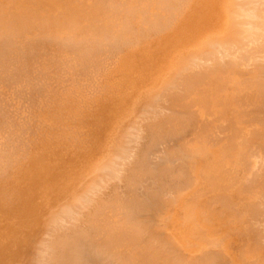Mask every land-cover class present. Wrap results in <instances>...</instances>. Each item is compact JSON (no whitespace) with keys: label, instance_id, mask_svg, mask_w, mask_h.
<instances>
[{"label":"rangeland","instance_id":"obj_1","mask_svg":"<svg viewBox=\"0 0 264 264\" xmlns=\"http://www.w3.org/2000/svg\"><path fill=\"white\" fill-rule=\"evenodd\" d=\"M32 1L33 2L35 1V2L33 3ZM99 1L100 0H95V2H98V3L94 4L95 2L93 0H79V1L78 0H0V27H1L0 28V33H1L0 35L2 36L0 38L1 39V43H2V44H0V46L2 45L1 48H0V51H2V52H0V54H1L0 60H1V57H3L2 61H1L2 63H0V69H1L0 70V74L2 75V77L0 75V82H2V83H0V90H1L0 91V95L2 94L3 96H0V99L2 98L1 99L2 102H4V100H6L4 103H2L1 100H0V139L2 138V140H0V144H2L1 141H3V144H5L4 142L7 139L6 140V145H3V146L0 145V157L2 158V159L0 158V161L2 160L1 163H3V162L6 163L7 162L6 164L5 163H3V164L0 163V167H1L0 168V214H2L4 212V213H7L9 215H12V214L13 215H16V214H18L20 212V210L25 205H26V208H28V206H27L28 204L27 203L30 200H32V199L38 198L39 195H43V199H42L43 201H42V203H44V205L42 206V210L40 211V214L37 213V218H38V235H39V238L41 237V239H40L41 241H40V243L38 242L37 245L34 242L31 245L30 244L31 243L30 241L33 240V238H35L34 235L30 239H27V238L23 239L22 240V243H21V245L19 247L20 252H17L16 255L13 256V262H14V264H37V263L42 264L44 261L45 262L47 261L49 264H53V263L56 264V262H57L56 261V258H57V260L61 259L62 261H60V262H63V264H64L63 259L66 258L64 256V253H65V255H68L71 258L70 259L68 257L70 260L68 258L66 260L67 262L70 261L69 264H71V263H73V264H79V263L80 264H83V263L84 264H86V263L87 264H117L119 261H121L120 259H122V261L119 262L120 264L123 263V262H124V264H126V262L128 260H129V262H127L128 264H130V261H132V263H134V264L135 263L137 264L138 263L137 260H139V259L138 258H135L133 260V258L136 257V256H133V255H137L140 258L141 256H144L145 257L146 255H144V254H146V253H147V256H148V255H150V253H153V252H156V254L159 257L157 258L156 256H154L155 254L154 255L152 254L154 256V259L152 258L153 259L152 260V259H150V257H151V255H150L148 257L150 259L149 260L150 264H186V263L187 264H192V263L193 264H196V263L197 264H203V260L205 262L207 261V258H208L207 256L208 255H210L209 256L210 257V260H211V257L214 256V257H212L213 260H211V261H213V264H264V253H263L264 252V240L263 241L261 240L262 237L264 239V216H262V215H264V203L262 204V202H264V199H262V198H264L263 197L264 196V191H262L263 193L262 192L259 193V191H261L262 188L264 190V168L262 167V169L259 170L261 168L259 166L260 163H259V165L257 163V161H258V162H261V164H264L263 161H261V160H264V156H263L264 155L263 154L264 153V144H262V143H264V139H263L264 138L263 137L264 134L262 133V134H260L258 136L249 135L250 134L249 133V130L254 129V128H257L259 124H255L253 122H250L248 120L247 115H246L247 111H248V113L250 112L248 109H250V108L251 109H254L253 108L254 107L253 106L254 105L253 103H255L256 105H259V101H262L252 89L255 86H257L256 84L258 82V79L261 82V86L262 87L264 86V82L261 81L262 79H264V75H263L264 73H262V76L261 77H258V79H256V80L244 79V78H243L244 79L243 80L242 77H241V74L242 73L241 74L239 72H238V74L236 73L238 71L237 70V67H235L237 71L235 69H233L234 67L232 65H231V67H228V69L230 68L233 71L235 70L234 71L235 73L234 72L233 73L232 72L230 73V71L228 70V72H229V74H228V72H226L227 69H225L226 70L225 71L226 72L225 75H230L231 74L233 76L232 79H235L236 80L235 83L233 82L230 85L229 84L227 85V87L230 86L229 87L230 88V91H227L228 93L231 92L234 95H236V94L238 95L239 94L238 96L240 98H241V96L243 97L245 95H249L251 92L254 93L255 95L253 94L254 97L252 96V98L251 99H248V100L245 98V101H243V103H242L244 110L242 109V106L240 104L241 107H239V109L240 110L242 109L241 110V113L237 110V108L235 107V104H233L232 106H230V113L233 114L232 117H230V115L224 117L225 114L222 116L221 113L222 112L224 113V111L221 110L222 112L220 111L221 112L220 113L221 114L220 117H219V114L217 116L219 118V120L215 116V111L212 110V113H213L212 114L210 112L211 111L210 109L213 108V106L215 107L214 104H216L217 107H220L218 105L219 102H217V100H216L218 98H216V97L220 96V94L222 93L221 92V89L223 87L220 89V93L219 94H215V100H216L215 102L216 103H214L213 97L211 98L212 99L211 101H213V106L212 107L210 106L211 108H209V110H210L209 112L211 114L210 115L208 114V118L210 117L209 119H212L215 116V118L218 120V122L214 118V120L217 122L216 124H214L215 128L213 127L212 129H210L211 127L209 125L206 126V129L208 127H210L208 129V131H207V134L209 133L208 134V137L210 136L213 140H210L211 142L208 143V142H204V138H203L202 139L203 141L201 140V146H204L205 148H203V147H202V149L200 148L201 153H199L200 151L197 152V155L196 156L193 155V153L196 152L195 151L196 149L199 150V148H196L195 150H193L192 148H195L194 147L195 145H196V147L199 146L196 141H199L198 138L200 136L199 137L196 136V138H195V136L192 137V135H194V133H195V135L196 134L199 135V133H197V132L199 131L200 127H203V126H199L198 127L199 129L198 130H195L197 132H195V131L193 132L192 131L191 132V136H190V132L189 131H191V129L194 128L193 126L196 127V125L197 124H200V123H202V125H203L204 124L203 121L206 122V119L205 118H203L205 120L201 119L202 118V115H205L206 114L205 113L206 111L205 110L204 111L202 110L204 108L200 109L201 108L200 106L195 107L197 105H195V106L194 105H191V108L190 107H187V105H186V108H184V109H182L180 105H179L180 107L178 106V103H183L184 101L185 102L186 101L187 102L189 101V104H190V100L189 99L193 98V95H192L193 93H190L192 95L191 98L190 97L189 98L188 97L185 98L184 97V94H183L184 93L183 90H185V88H186V85H184L186 83L185 76H187V74H189L190 72H191V74H194L195 71H198L199 70V68H197L195 66V64H193V63L192 64L190 63L191 65H188L189 64V61L187 60L188 61V64L187 65L190 66V67L192 65L193 66L191 67V69L189 68L188 70H187V68H185L186 70L183 73L185 75L184 76L182 74L183 71L179 73L178 72L179 71V68H177V67H181L180 64H182V60L180 61V59L182 57H185V56L189 55L190 53L199 52V51H201L203 49H206V48L210 49V51H212L214 48L220 50V46L217 45V44H215V43H213L214 41L219 42L221 45H224L225 48H227L226 45H228L230 47L232 45L231 41L227 40V37H225L226 36L225 35V28H224V25H223L224 24L223 21H224V12H225V7H226V5H225L226 0H186L185 1L186 3L183 2V0H180V2H179V0H177L178 2L176 0H167V1L166 0H162L163 1L162 3H166L167 2L168 6H166L165 4H163L167 8H169V6L171 4V7L169 9L164 8V6H162V4L160 3L161 1H159V3H156L157 2L156 0L155 1L153 0V2H152V0H150L152 3L149 2V0L148 1L147 0H140L142 6L138 2L139 0H137V2H135L136 4H133L134 1H136V0H134V1L132 0L133 2L131 0H129V2H128V0H112V1H115V4H113L114 2L113 3L111 2L115 6L114 7L113 5H111L114 8H112L110 5H108L109 2H108V4H104V3H107V0L104 1L103 3L101 2L103 0L100 1L103 4V6L106 5L104 7H102V4ZM108 1H111V0H108ZM142 1H144V3ZM146 1L149 3V6L150 7L148 6V3ZM188 1H190V2H188ZM261 1H260V4L263 2V1L262 2ZM249 2H253V0H249ZM255 2H256V0H255ZM20 3H21V5H20ZM154 3L156 5L157 4H161V6L163 7V9H161V6H160V8H156L154 6L155 5ZM256 3L258 5H260L258 2H256ZM118 4H119V6H116ZM144 4H145V6H143ZM178 4H179V6L182 5L181 7L183 8V10H182L181 7L178 6ZM257 4L255 5V3H254L255 6H257ZM262 4H264V3H262ZM262 4H261V7L264 8L262 6ZM61 5H62V7H61ZM107 5L110 6V7H108ZM130 5H132V6H130ZM139 5L142 8L141 10L143 11V14L144 13H146V14L148 13V19L146 17L147 16L146 14L145 15H142V13H141L142 11L140 10V6ZM66 6H67V8H66ZM100 6L102 7L101 9H100ZM133 6H135L134 7L135 9H133ZM105 7L106 8L107 7L108 8H111L112 10L109 9V11L106 12V10H105L106 8ZM116 7H118V8H116ZM184 7H186V8H184ZM32 8H33V12L31 11ZM257 8L259 9V6ZM98 9L99 10H102V11H99ZM121 9L123 10L122 12H121ZM132 9L135 10V12H133ZM144 9H145V11H144ZM166 9L168 10L167 13H165ZM172 9H174V13L176 14V16L174 15L172 17V15H173ZM147 10H148V12H146ZM156 10H157V12H156ZM159 10H161V12ZM110 11H112L113 13H111ZM115 12H116V14H115ZM118 12L121 13V14H123V16H125V14H128L127 17L129 19H130L131 15L133 13H134L133 16L137 15V17H134V19L133 18H131L130 20L128 19L130 21V22L128 21L129 22V25H130V27H128V30L130 29L131 31H128L127 29L126 30L123 29L125 27H122L123 25H121V21H122L121 18H123V17H121L122 16L121 14L119 15L121 18H119L118 20H116L117 19L116 17H119L118 16V14H119ZM124 12H125V14H124ZM151 12L152 13H155V15H157L156 18L157 17L161 18V19H159V18L156 19L155 18L156 21H157V23H160L161 24V25L160 24H157L158 30H157L156 24L153 23L154 24L153 25L152 24V21H151V24L149 25V23H150L149 18H151V20H152V16H153ZM159 13L162 14V16L164 15V16L168 17V20H166L168 22H165V20L163 19L164 16L163 17L160 16ZM261 13L264 14V11L262 9H261ZM20 14H22L23 17L25 16L26 18L24 17L23 18L24 20H23L22 17H21L22 15L20 16ZM27 14H29L30 16L27 15ZM43 14H44V16H43ZM115 15H117V16H115ZM169 15L174 20V22L171 21L172 19L169 18ZM12 16H14V17L16 16V17L14 18ZM140 16L146 17L145 21H146V23L148 22L147 23L148 24L147 25L148 26L147 28L145 27L146 23L145 24L144 23H141V21H142V19H144V17L142 19H139ZM56 17L58 19H56ZM166 17H164V18H166ZM43 18H46L45 21L46 22H49L47 24H44L45 25L44 29L41 28V27H43V26H41L42 25L41 20ZM70 18L73 19L74 24H69L72 21V20L70 21ZM75 18L77 19L78 22L75 21L76 20ZM125 18H126V16H125ZM25 19H27V20H25ZM8 20H10L12 24L11 23L8 24V22H7ZM114 20H115V22L120 21L119 24L117 22V25H115L116 26V29H115V26H113L115 24L114 23ZM124 21H127V19L124 20ZM153 21H154V18H153ZM156 21H155V23H156ZM24 22H25V25L24 26L26 28H24V30H23V27L24 26H22V25L24 24ZM54 22H55V24H54ZM142 22H144V21H142ZM76 23H77V27H74V25L76 26ZM88 23L89 24L93 23V24H91L90 27H89V26H87V25H89ZM96 23H99V24H96ZM112 23H114V24H112ZM139 23H141V25L144 26V30L142 28L143 26L141 27V25ZM111 24H112V26H111ZM166 24H168V25L166 26ZM170 24H172V25L170 26ZM33 25H36V26H33ZM97 25H100L99 26L100 28H98ZM152 25H153V27H151ZM155 26H156V28H155ZM4 27L6 29H2ZM20 27L22 28V30H21ZM81 27H83V28H81ZM166 27H167V29L165 30ZM71 28H72V30H71ZM88 28H90V29H88ZM94 28H98L100 32L98 31V29L97 30H94ZM102 28H104V29H102ZM105 28L107 29L106 31H108V29L111 30V31L106 32L105 31ZM119 28H121V29H119ZM126 28H127V26H126ZM148 28H149V30H148ZM10 29H11V31H9ZM12 29L13 30L14 29L17 30V31L14 30V32H16L15 33L16 35L14 33L12 34V32H13ZM152 29H155V30L153 31ZM162 29L164 30V32L162 31ZM101 30L104 33H106V34L104 35V33ZM133 30L135 32H133ZM4 31H6V32H4ZM93 31H95L96 33H97V31L99 32V33H97L98 37H97V35ZM123 31H125V32H123ZM18 32H20V33H18ZM43 32H46V33H43ZM89 32H90V34L92 32L95 35L92 34L91 35V38H90ZM109 32H110V34H109ZM126 32L127 33L128 32L129 33L131 32V33H133V35L131 33L130 34H127ZM148 32H149L150 36H149ZM85 33H87V35L89 37ZM141 33H142V35H141ZM156 33H159V34H156ZM10 34L13 35L12 36L13 39H11V41L14 43L13 47L11 46L10 40L7 42V40L11 38V35ZM121 34H125V35H122L123 38H122ZM134 34L136 35L135 37H134ZM151 34H153V35L151 36ZM222 34H223V36H222ZM8 35H10V37ZM18 35H19V37H18ZM40 35H42L41 38H40ZM44 35L46 36L45 39H44ZM82 35H84V36L82 37ZM61 36H62V39H64V37H65V39H67L68 36H70L69 38H71V39L68 38L67 40H65V39L62 40L61 39ZM94 36H95V38H94ZM105 36H106V38L109 36L108 38L112 37L113 39L111 38V39H108L107 40L106 38H104L106 40H102L100 38V37L103 38ZM119 36H120V38H119ZM7 37H9V38L7 39ZM114 37L116 39H114ZM126 37H128V39ZM85 38H87V39H85ZM98 38H100V39L98 40ZM5 39H6V41H5ZM92 39L93 40L96 39L98 42L96 40L93 41ZM120 39H122V40H120ZM2 40L5 41V43H6L5 45H3ZM68 40H69V42H68L69 45L67 43L65 44V42L68 41ZM27 41H28V43H27ZM106 41H108L109 43H107ZM116 41H117V43H115ZM120 41H123L121 43V45L123 43H125V47H122L123 45L122 46L119 45L120 44ZM208 41H209V43H206ZM261 41H260V38H259V40L257 42L255 41V42H256V44L259 42L258 45H260V42ZM29 42L31 44H29ZM86 42H88V43H86ZM104 42H106V44H104ZM128 42L132 46L130 44H127L128 45L127 46L126 43H128ZM247 42H249V41H247ZM250 42H249V46H250ZM255 42H254V44H255ZM8 43H9V45L7 46ZM228 43H231V45H229ZM244 43L245 42L243 40L242 47H245ZM251 43H253V41ZM27 44H29L30 46L27 45ZM41 44H42V46H41ZM59 44H61V45H59ZM88 44H90V45H88ZM108 44H110V45L108 46ZM111 44L113 45V47H112ZM209 44L211 46H209ZM66 45H68V46H66ZM86 45H87V48H86ZM94 45H98V46H96V48H95ZM251 45L253 46V44H251ZM258 45H256L257 48H258ZM3 46H5V47H3ZM88 46L89 47L91 46L90 48L93 50L92 56H91V52L88 51V48H89ZM114 46L116 47V49H115ZM117 46L119 47V50L117 49ZM249 46H247L248 47V50L250 49ZM93 47H94V49H93ZM111 47L114 48V50ZM230 47H228L230 51L233 50L234 48H236V47H234V45H233L234 48H232V47L230 48ZM240 47H241V45L239 46V48ZM15 48H16V51H15ZM23 48L25 50H23ZM64 48H66V49H64ZM121 48H123V49H121ZM254 48H255V46H254ZM30 49H32V50L30 51ZM61 49H63V50H61ZM86 49H87V52H84V51H86ZM103 49L106 51V53H104L105 51ZM12 50H14V51H12ZM116 50H117V52H115ZM254 50H252V51H254ZM9 51H11V52H9ZM94 51H95V54H94ZM99 51H100V53L98 54ZM240 51H241V48L238 49V50L234 49V52L233 51L231 52L232 55H234L233 56L234 59H232L231 58L232 55H230V56L220 57V60L221 59H224V61L221 60L222 63H224V65H225V62L227 64H230V61H229L230 58L233 61L236 60L237 62L238 61L243 62L244 61L243 59L240 60V58H241L240 57ZM249 51H247L246 53H248ZM256 51L258 53L257 52H254L255 56L257 54H260L261 55V54L264 53V51H262L263 53H259V49L256 50ZM14 52H16V53H14ZM31 52H33V54H31ZM88 52L90 54H87ZM111 52H112V54H111ZM118 52H119V54H118ZM246 53H245L244 56H246ZM250 53H248V54H250ZM93 54L94 55L98 54V56H93ZM114 54L116 55V57H115ZM20 55L21 56L23 55V56L21 57ZM89 55H90V60H92V61H90V60L88 61L89 58H87V57ZM238 55H239V57H238ZM17 56L19 58H17V60H16V57ZM103 56L104 57H106V56L108 57L109 56V57L105 59V58H103ZM244 56H243V58H245ZM30 57L32 59H30ZM93 57H94V59H93ZM201 57L202 58H205V56H202V55H201ZM248 57H250V55ZM252 57H253L252 58V60H253L255 57L254 56H252ZM263 57H262V61H263ZM37 58H39V59H37ZM95 58H97V59H95ZM189 58H191V57H189ZM256 58H258V55L256 56ZM101 59H102V61H101ZM205 59H207V57ZM97 60H98V62H97ZM99 60H100V62H99ZM103 60L105 62H103ZM197 60L203 61V59L202 60L201 59H197ZM197 60H193V61H196L197 66H198V63H200V62H197ZM252 60L250 59V61H248V58L246 59L247 63H252L253 62ZM20 61H21V63H20ZM208 61H209V59H208ZM208 61L207 62L204 61V63H206L205 66H203V63H200L199 65L200 66L202 65V67H206V66L208 67V65H207ZM258 61L260 62L259 59L256 60V61H254V62L256 63ZM14 62H17L18 65H16L17 63L14 65ZM93 62H94V65L92 64ZM237 62H236V65H237ZM240 62H239V64H240ZM259 62L257 63V65L258 66H261ZM10 63L11 64L13 63L12 66H11ZM100 63H102V64H100ZM107 63H108V65H107ZM209 63H210V61H209ZM212 63H214V62H211V64ZM255 63H254V65H256ZM263 63H264V61H263ZM19 64H20V66H19ZM98 64H99V67H97ZM109 64H111V66ZM244 64H246V62H244ZM254 65H253V67H254ZM246 66L247 67H252L251 65L248 66L247 64H246ZM262 66H264V65L262 64ZM195 67H196V69H195ZM209 67H210V64H209ZM239 67H241V66L239 65L238 66V69H239ZM242 67H243V65H242ZM253 67H252V69H253ZM10 68H11L12 72H11ZM64 68H66V69H64ZM255 68H256V66H255ZM96 69H98V70H96ZM242 69L246 73L249 71L248 68H247L248 71L246 70V67H243ZM242 69H241V71H242ZM103 70H104V72H103ZM210 70H211V67H210ZM176 71H177L178 74L181 75L180 77H179V75H177ZM200 71H201V69H200ZM214 72H216V70ZM2 73L5 75V77H4V75ZM196 73H198V72H196ZM246 73L244 75L245 78L248 75ZM191 74H189V75H191ZM24 75L27 76V77H25ZM209 75L210 76L211 75H215V76H213L214 78L216 76L219 78L220 73L217 70L216 73H214V74L210 73ZM7 76H8V78H6ZM176 76H178V77H176ZM210 76L207 77V78L210 79ZM235 76H237V77H235ZM9 77H10V82H9ZM223 77H226V76L223 75ZM248 77L250 78V76H248ZM176 78H178V80L175 82ZM218 78H217V83H219V81H220ZM230 78L227 81H229ZM237 78H239V79L237 80ZM20 79H23L22 82H21ZM3 81H5L4 83H6V84H4ZM13 81H15V82H13ZM17 81H18L19 84L16 83ZM172 81L175 84L178 83L176 85V89L175 90L173 89V88H175L174 83L171 85V82ZM206 81H208V79H206ZM214 81L216 82V79ZM214 81H213V83H214ZM225 81H226V78H225ZM225 81L223 79V83ZM252 81H253V83H252ZM221 82H220V84H221ZM250 82H251V84H250ZM167 83H168V86H169L168 89L170 90V92H169L168 89L164 90V88H167V86H166ZM22 84H23V86H24L25 89L23 88ZM180 84L182 85V87L179 86ZM202 84H205V82H202ZM254 84H255V86H254ZM17 85H18V88H17ZM19 85L21 87H19ZM162 85L163 86L165 85L164 88H162L163 87ZM183 86H185V88ZM205 86H204V88H206ZM217 86H216V88H217ZM210 87H214V86H210ZM241 87H243V88L241 89ZM170 88H172L173 90L170 89ZM177 88L180 91L177 92L176 91ZM155 90L157 91V93H155L156 92ZM161 90H163V91L160 92ZM181 90H182V92H181ZM211 90H212V88H211ZM224 90H225V88H224ZM226 90H229V89L226 88ZM166 91H168V92L166 93ZM212 91L210 93H213ZM216 91H217V89H216ZM263 91H264V89H263ZM10 92H12L14 96L12 95V93L10 94ZM158 92H159V94H158ZM189 92H188V94H189ZM207 92L209 93V90H206V93ZM6 94H8V95L6 96ZM154 94H156L158 97L156 95H154ZM153 95H154V97H153ZM4 96L6 97V99L4 98ZM146 97H148V98H146ZM150 97L153 99L152 101H149L148 100V99H151ZM155 97H157V98H155ZM194 97H197V95L194 96ZM19 98H21V99H19ZM186 99H188V100H186ZM251 100L253 101V103H252ZM240 102H241V100H240ZM244 102H245V104H244ZM5 103H6V107L3 106ZM140 103H141V105H140ZM164 103H166V104H164ZM263 103H264V100L260 104L263 105ZM27 105L29 106V109H28ZM9 106H10L11 109L9 108ZM136 106H137V108H136ZM192 106L195 109L194 112H196V109H197L196 114L198 113V110H199L200 113L198 115L201 118L200 117H198V119L195 118V116H193V115H195V113L193 112V114H192V113H190L188 111L190 109L191 110L193 109ZM140 107H142L141 110H140L141 112L139 111V108ZM148 107H150V108H148ZM160 107H162L161 110H162V112L164 111V114H167L168 113V110L171 111V112H169L168 115L171 116L172 121L174 119L175 122L174 121L173 122L176 125H174V123L171 122V119H169L170 122L168 121L167 124L166 123L164 124V122L162 123V125L161 124L160 125L157 124V128L159 127V128L167 129L168 131H170L169 129L174 125L173 126V129H171V133H173L172 135L167 130H166V132H164L163 130L160 131L161 129H159V131H158V132H161V133H153L152 134V132L153 131H156V130H155V128L152 129L151 126L153 124L155 125L158 122L156 120L159 119L158 116L160 117V114H161ZM217 107H215L216 113H218L217 111L220 110ZM135 108L141 114L144 115V116H141V115H138V113L134 114L135 116L138 115L137 116V119H136V120H138L137 123H140L141 122L139 124L140 125L139 128L141 127V125L143 127V128L142 127L141 128L144 131L140 129V132L142 131L144 133V134L142 133V136L140 135L141 134L140 132H139V135H138V132L137 131H136V134H134L135 132L134 133H131V131H132L131 129H133V128H129V126H127V128H126V126H124V123L126 125L127 122L130 119V116H133V113L136 112L135 111L136 110ZM154 108L158 109V111H157L158 112V115H157V112H154L155 111ZM233 108H235V109H233ZM2 109H4V110H2ZM165 109H167V110H165ZM178 109H180V112H179ZM12 110H13V112H12ZM35 110H37V111H35ZM146 110H148V111H146ZM152 110H154V111H152ZM172 110H175L174 111L175 113L172 112ZM143 111H145L147 114L145 112H143ZM150 111L153 112V115H154V113H156L155 115L157 116V119H156V116L155 115L154 116L152 115V112H151V116H150ZM201 112H204L205 114H203ZM148 113H149V116L147 117ZM227 113L230 114L229 111L226 112V114ZM1 114L4 115V116H2ZM189 114H190V116H188ZM236 114H237V116H236ZM240 114L242 116H244L245 118L246 117L247 118L246 119L244 117L242 118V116ZM27 115H28V118H27ZM29 116H31V117L29 118ZM139 116H141L143 118H141ZM161 116H162V114H161ZM260 116H261V114H260ZM12 117H15V118H12ZM146 117H147V120L145 122ZM162 117L164 118V116H162ZM165 117H166V115H165ZM187 117H190V118H187ZM193 117H194V119H193ZM196 117H197V115H196ZM205 117L207 118V116H205ZM228 117L230 119H228ZM149 118H150V123H149V120H148ZM133 119H134V117H133ZM151 119H152V121L154 120L155 123H153L151 121ZM186 119H187V121H186ZM191 120H195V121H199V122H197V124H196L195 121H194V123L196 124L195 125ZM223 120H224L225 124L222 123ZM242 120H243V122H242ZM247 120L250 123L249 122L247 123ZM147 121H148V124H147V127L148 128L145 125L147 123ZM245 121H246V123H245ZM207 122H208V120H207ZM209 122L211 123L212 120H209ZM209 122L206 123V124H210ZM170 123H171V125H170ZM180 123H181V126H179ZM213 123H215V122H212V125H213ZM129 124H130V122H129ZM190 124H192V125L194 124V125L193 126L192 125L190 126ZM246 124H248V125H246ZM14 125H15V127H14ZM121 125L123 126V128L125 127L124 130H123V132L126 129H129V132L132 134V137H133V135L134 136H137L138 135L136 137L137 138L136 139V142L135 141L133 142L135 144L137 143V147H136L135 144H133L131 142V141L134 140V139L131 140L132 137L130 138L131 141L128 139L129 140V143L135 145L134 146V150H132L133 152H131L130 148L133 149V146L130 144L132 146L131 147L128 144V142H126L125 138H127V135L124 136V139H123L122 138L123 136L120 135L121 133L119 132V135L121 137L120 139H123V140L121 141L122 143H120V146L116 145L118 143L115 144L116 145V148H117V146L120 148L121 147V144H122V147H126V148L129 145L130 148L129 147L127 148L128 154H129L128 156H130V153H131V155H132V153L134 154L135 149L140 150V152H138V150H136L135 151V154H137V155L140 154L139 155L140 157H142V155H143V158L144 159L143 158L141 159L140 157H137L140 161L141 160H143V161L145 160V162H147V160H150V161L147 162V164H145V162L142 161L143 163L142 162L141 163L143 165H140L141 164L140 161L137 158H135V157H134V159L131 158V160L133 159L134 161H131L130 163H128L129 162L128 156L123 154L124 151H125V148H124V151L122 152V154L124 156L120 154L121 151H117L118 149L115 150L116 151L115 153L113 152L114 151L113 149H116V148H114V145H113L114 142H115L114 140L117 139V137H114V136H116V132H118V130H119L118 128H122ZM163 125L164 126L167 125V127H164ZM228 125L229 126H233V127L235 125L237 127L239 126V128H237L235 126L234 129L237 128L236 131L238 130V133L239 132L241 133V135L239 134L238 137L236 136L238 138V145L235 146L234 148H232V153L233 154L231 153L232 154L231 157H229V156L227 157V154L225 156L220 151L222 148H224V144L225 143L223 141H225V139L227 138L226 137L227 136L226 133H225L226 135L223 133L225 136L224 135L221 136L220 134L222 132H226L227 131L226 130L227 128L225 129L226 131H223V129L225 127H228ZM132 126H135L134 128H136L138 125L136 123H133V121H132L130 127H132ZM149 126H150V129H149ZM9 127H11L12 129H9ZM183 127L185 129L184 131H186V132H187L186 128L188 130H189V128H191L188 131L189 134H188V132H187V134H185L184 131L181 134V131H182L181 128H183ZM139 128H137L138 131H139ZM176 128H178V129L181 130L180 132H179V130L176 131V133L179 132V134H175L174 133L175 130H176ZM219 128H221L222 131L221 130H218ZM34 129L36 130V132H35ZM137 129H135V130H137ZM148 129H149V131L150 130H152V131L148 132ZM195 129H197V128H195ZM214 129H216L217 131L214 130ZM26 131H28L27 134H25ZM120 131H122V130H120ZM126 131L124 132V134L126 133ZM133 131H134V129H133ZM220 131H221V133H220ZM123 132H122V134H123ZM129 132H127L126 134H129ZM242 132L244 134H242ZM147 133H148L149 136L156 134L155 135L156 137H154V136H150L149 137V136L146 135ZM183 133L186 135V137H187V135H189V137L186 138ZM216 133L220 137H222V139L221 138L218 139L219 136L217 138L216 137ZM238 133H235V134L237 135ZM158 134H161V135L158 136ZM204 134L207 135L206 133H203L201 137H203ZM129 136H131V135H129ZM140 136L143 137V139ZM165 136H166V138H165ZM171 136H174V137H171ZM183 136H184V139H183ZM223 136H224V139H223ZM246 136H247L248 140H247ZM250 136H252V139L250 138ZM152 137H153V139L155 138V141L153 139L151 140ZM168 137H169V139H168ZM233 137L235 138V136H233ZM233 137L231 139L233 142L231 140H229L228 138L226 139L225 142L227 143V142L230 141V142L233 143L231 146L236 145L237 142H236V144H234L235 141H234ZM239 137H241V139ZM243 137H244L245 141H244V139H242ZM139 138H141V140H138ZM10 139H11V143H10ZM15 139H17V140H15ZM36 139H37V141H36ZM185 139L187 141L189 140V143ZM193 139H194V141H193ZM199 139H201V138H199ZM207 139H206V141H207ZM216 139L220 140V142L217 141ZM253 139H255V140H253ZM259 139H261V140H259ZM19 140H21V141H19ZM124 140H125V144H128V145H125L124 146V144H123L124 143ZM161 140L163 142H165L164 145H163V142ZM191 140L193 141L192 145L193 144H195V145L192 146L190 144L191 143L190 142ZM214 140H216L217 143L218 142L219 143L218 144L217 143L215 144V141ZM221 140H222V142H221ZM21 142L23 143V145H21L22 144ZM24 142H26V143H24ZM149 142L152 145H154V146H152V145L149 146V144H150ZM153 142H154V144H153ZM161 142H162V145L163 146L161 145ZM184 142H186V143H184ZM18 143L19 144L21 143L20 146H19ZM146 143H147V145L149 147H146L147 146ZM159 143H160L161 146L159 145ZM206 143H207V150L210 152V154H209L208 151H205V153L207 152L210 155V156L208 155V159H207L208 161L206 160L207 155L206 154H202V153H204V150L206 149V145H205ZM249 143H251V144H249ZM12 144H14V145H12ZM184 144H186L187 146L184 145ZM189 144H190V146H188ZM221 144L223 145L222 148H220L221 147ZM9 145H12V146H9ZM216 145H219V147L216 146ZM7 146H9L11 148H9ZM141 146L144 147V148H142ZM215 146L217 147V149L219 151L215 148ZM226 146H227V144H226ZM255 146H257V147H255ZM17 147H18V149H17ZM19 147H21V148H19ZM22 147H23V149H22ZM122 147H121V149H123ZM181 147H183V148H181ZM189 147L190 148L192 147V148L189 149ZM7 148H8V151H7ZM175 148H177V150ZM187 148H188V150H187ZM225 148H227V147H225ZM243 148H245V150H247L249 152L252 151L253 153L255 151L253 149H256L257 148L259 150V151H255V154H259L258 157H257V155H255L256 158L255 157L252 158L250 156L251 154H248L249 152L247 154H245V157L247 159L250 158L249 160H251V158H252L253 162L255 160L253 166L258 165L259 169L256 166L255 167L260 171V173L258 171V174H257V170L254 167H253V170H256V171H254V172L252 171V173H250L251 172L250 170H252V167H251V168H249V171L250 172L248 171V169H246V171H248V173L250 174V177H249L248 173H247L246 176H244V174H243L244 172L242 171V168L239 169L238 166L236 168V165H240L238 163V161L235 160V163H234L235 166H232L234 159H240L239 158L240 157L239 154H241V152L243 151ZM1 149H4V150H1ZM5 149H6V152H5ZM121 149H119V150H121ZM145 149H147V151H145ZM15 150H17V152L18 151L19 152L17 153ZM127 150H126V152H127ZM149 150L151 152H153V151H155V152L157 151V152L156 153H152V155H151V152ZM162 150L165 153H163ZM2 151H4V152L1 154ZM25 151L26 152L28 151L27 154H26ZM107 151H109V152H107ZM142 151L145 152V155L143 153L141 155V152ZM184 151H186V152H184ZM230 151H231V149H230ZM112 152H113V154H112ZM222 152H223V150H222ZM256 152H258V153H256ZM7 153H9L8 155H10V156L7 157L6 156ZM10 153L13 154V155H11ZM4 154H5V156H4ZM164 154H166V155H164ZM242 154H244V153H242ZM260 154H262V155H260ZM107 155H108V159H107ZM110 155H112V158H119V159H120V156H121V159H122V157H123V159H124L125 156L127 157V159H126L127 160V163H123L125 165L127 164L126 167L123 164H120V163H119L120 166H117V167H121L123 165L125 167L124 170L122 169L123 166L121 167V169L118 168L119 171L117 169H115L117 167L114 168V170H117L118 171V173L116 172V174H118V176L116 174H114L118 178L116 176L111 177L112 174H113V171L108 170L109 165H108L107 168H106V166L105 167H103V166L100 167L102 164L105 165V164H107L109 162L108 160L111 159ZM113 155H115V156L120 155V156L113 157ZM247 155H249V157ZM160 156L163 157V158L161 159ZM252 156H254V154ZM6 157H7V159L10 158V157H12V158L14 157L15 159L14 158L13 159L10 158V160L9 159L7 160ZM130 157H132V156H130ZM158 157H160V158H158ZM148 158H150V159H148ZM203 158H205V159H203ZM152 159H154V160H152ZM165 159L168 162H166ZM13 160H14L15 163L14 162H11ZM104 160L106 162L107 161L108 162L106 163ZM117 160L118 159H115V163H116ZM179 160H181V161H179ZM223 160H225V161H223ZM231 160H233V161L231 162ZM9 161L11 162L10 164H9ZM122 161L123 160H121V163H122ZM135 161H137V164L134 163ZM153 161H155L154 162L155 165H153L154 163L152 164ZM163 161H165V162H163ZM175 161H176V163H175ZM218 161L222 162V164H223V162H225V164H224L225 168H223V166H221L222 167L221 168L219 166L220 164H219ZM124 162H126V161H124ZM179 162L181 164H179ZM236 162L238 164H236ZM111 163L115 164L112 161H111ZM138 163H139V165H138ZM164 163H167V164L170 163L171 165H169V164L168 165L166 164L167 166L165 165L167 170L165 169V167L164 168L161 167V169L163 171L162 172L161 169L158 168V167H160L161 164H163V166H164ZM255 163H257V164H255ZM11 164H12V168H10L11 167ZM188 164H191V165H188ZM241 164L243 165V163H241ZM2 165H4V166H2ZM8 165H10V167ZM14 165H15V168L13 167ZM146 165H148V166H146ZM203 165H204V167H202ZM246 165L247 166H250V165H248V163ZM6 166H7V168L4 169V167H6ZM133 166L134 167H137V169L139 170V171H137L138 174L136 173L137 174V177L136 178H140L141 177V180L138 179V181L142 185L141 184H137V182H138L137 180H134V179L132 180V176L134 175L133 174V171H134L133 170V168H134ZM139 166H142V167H139ZM151 166H154V168L157 170V172L159 171V173H155L156 170L154 171V168H152ZM156 166H157V168H156ZM168 166H171V167L174 166V168L173 167L172 168H169ZM247 166H245V167L247 168ZM2 167H3V169H2ZM189 167H191L190 168L191 169L190 172H192V174L194 176L193 178H196L195 181H194V179L193 180L191 179V181L189 180L192 177L188 173L189 170H190ZM13 168L15 169L14 171H13ZM126 168H127V171L125 170ZM140 168H142V169L140 170ZM176 168H178V169H176ZM226 168H229V169L232 168L230 171H232L234 169L235 170H238L239 169L241 171H239V173L237 172L238 174L237 173H233V171H232V173H233L232 174ZM243 168H244V165H243ZM11 169H12V171H11ZM104 169L108 170V174L109 173L110 174L107 175L108 177H106V174H104L105 175L104 177H106V178L98 179L100 176L102 177L103 172L106 173L105 172L106 170H104ZM111 169H113V168H111ZM143 169H146L145 171L149 172V175H146V173H145V171H143ZM158 169H160V170H158ZM121 170H123V171L120 172ZM148 170H150V171H148ZM177 170H179V171H177ZM210 170H212V171H210ZM2 171L6 174V176H5V174H3ZM135 171H136V168H135ZM135 171H134V173H135ZM140 171L142 172V174L140 173ZM160 171H161V174H160ZM8 172H10V173H8ZM125 172H126V175H125ZM130 172H132V174ZM166 172L168 173L167 176H166ZM174 172H177V173H175L176 175L178 174V172H180V174H182V175L178 174L176 176V179H175L174 176H173V175H175ZM1 173H2V176H1ZM98 173H100V176H97ZM170 173H173L172 174L173 177L170 176L171 175ZM200 173L202 175L203 174L204 175L201 176ZM206 173H207V175H208V173H211L213 175H217V173L223 174L221 178H219L220 177V176H218L219 174L215 178L220 179V180L223 179L224 181L223 180H221V181L219 180L221 182V184L219 186L217 185V187H216L215 183L218 184L220 182L219 181L218 182H213V180L215 179L214 177L213 178L211 177L212 178V181H211L210 178H208L207 176H205ZM143 174L145 175L144 176V178H145L144 180L142 178L143 177L142 176ZM163 175L168 178V181L169 182H166V183L169 186L167 185V187H170L171 183L173 181H175V180L177 181V179L180 178V177H181L180 178L181 179L180 181H184V179L187 180L189 178L188 179V182L190 183V187H189V184H186L187 185L186 187H189V188L184 187L186 181L183 182L184 185L182 184V182H180V183H178L179 185L176 183V185H178V186H174V185L171 186V189L174 188V187L180 188L181 190L184 189V193L182 194V196H180V197H184V198H180L179 197L180 199L175 196L177 194H175V193H174L175 195H172L173 193L171 194V192H172L173 189L172 190H168V188H165V189L168 190V193L171 194V195H168V196H170L171 199H172V197L178 198L177 201L175 200L176 204H175V202H172V204L174 203L175 205H172L171 204L172 206L169 209L171 211H169V213L167 212L168 210L165 211L166 208L163 210L159 206V205L162 204L161 202H159L160 200H157L158 199L157 197L159 195L157 197H155L154 194H151L152 196H154V198H152V196L149 193L150 191L152 192L154 189H157L158 190V191L156 190L157 192H162V188L159 185H164V183H162V182H165V179H167L166 177L164 178ZM179 175H180V177H179ZM187 175H190L191 177H189ZM232 175H233V177L236 178V180L233 181L232 178H230V176L232 177ZM253 175H254V177H253ZM109 176H110V178H109ZM129 176L131 177V179H130ZM134 176H136V175H134ZM147 176H148V179H147ZM149 176H151V177L149 178ZM155 176L158 179L155 178ZM186 176H187V178H185ZM89 177H91V178H89ZM114 177H116V178H114ZM122 177L125 178V179H123ZM201 177H203V178L206 177V178L203 179ZM152 178L154 180L157 179V181L160 178H162V182L159 183V181H158L159 184L158 183L156 184V182L154 180H152ZM90 179L93 182H97L96 184H98V182H100L99 183L100 186L98 184L99 188H97V190L94 188L96 192L94 191V193H92V198H94V200H92L91 196L89 197V194L88 193L87 194L85 193L86 196L84 195V197L85 198L86 197H89L91 199V201H87V198L85 199L82 196V194H84V192H85L84 191L82 194H79L80 196H77L78 199H81V200L84 199V200L81 201V200H75L74 199L75 200L74 201L72 198H75V197H73V196L76 195V194H78V193H81L82 191L79 192V190H82L85 187V185H88L89 182H91V181H89ZM127 179H129L128 180V184H127ZM99 180H101V181H99ZM117 180H119V181H117ZM131 180H132V182L133 181L134 182L136 181L135 182L136 183L135 185H137V186H134L135 188H132V186L134 185V183L131 186L129 185V183H132ZM145 180L148 183H150V182H152V183H150V184H148L147 182L145 183ZM202 180H203V182H202ZM262 180H263V183H262ZM107 181H109L110 183L107 182ZM121 181H122V183H121ZM210 181L212 182V184H211ZM123 182H124V184H123ZM153 182H155V183H153ZM201 182H202V185H200ZM223 183L225 185H223ZM96 184L92 183V187H93V185L96 186ZM139 185L141 186V188H140ZM180 185H181L182 188L179 187ZM118 186L120 188H122V186H123V188H122L123 190L120 189ZM145 186L147 187L148 191L150 189L149 192L147 190H145L146 189ZM257 187L259 188V190H258ZM89 188H91V187H89ZM89 188L87 190V186H86L84 189H86V191L90 192ZM111 188H114V189H111ZM136 188L137 189L140 188V190L139 189L137 190ZM176 188H174V189H176ZM196 188H197V190H196ZM212 188H214V189H212ZM98 189H100V190H98ZM131 189H133V190H131ZM165 189L163 190V192L166 191ZM198 189H199V195H200L199 197H198V194L196 192V191H198ZM255 189L258 190V191H256ZM92 190H91V192H92ZM114 190L117 191V193L113 192ZM203 190H204L205 193L203 192ZM98 191H99V195L101 197L98 196ZM250 191L255 196H253L252 194H250ZM119 192H121V193H119ZM124 192L126 194H127V192L129 193V195H127V197H129V198L126 199V196H125L126 194ZM134 192L136 193V195H135ZM157 192H154V193L156 194ZM131 193H132V195H135V197L131 196ZM144 193H146V195ZM194 193H195V197H196V195L198 197L197 198L198 200L197 201L195 200V201L198 202V204L203 205L204 207L201 206V207H199V209L197 208L199 211L196 209L198 211L196 213H195V209L193 210V207H192L193 215H195L193 218H195V219L192 220V218H191V220H192L191 223L188 222V220H187L186 221L187 223L184 224L182 222L183 219L181 220L180 219L181 217L179 216V214H180L179 212L180 211H178V213H176L177 210H178L177 208L180 209L181 204H182L181 201H183V200H184V203H186L189 206L190 202L195 198V197L193 198V196H192V195H194ZM200 193H203L202 196H201ZM245 193H247V195H248L247 197H246V194ZM258 193L260 194L261 197H259ZM115 194H119V195H115ZM165 194L166 193L163 194L164 195L163 197L169 198ZM94 195H96V196H94ZM121 195L124 198V200L119 201V200L123 199L121 197ZM139 195L141 196V199H139L140 198ZM178 195H181V194H178ZM113 196H115V197H113ZM138 196H139V198H137ZM149 196H150V200H149ZM119 197H120V199H119ZM130 197H132L133 198L132 201H135V202L130 201V203H127L129 201V199L131 200ZM190 197H192V200H188L187 199V198H190ZM97 198H99V199H97ZM100 198H102V199H100ZM104 198H106V199H104ZM135 198H137L138 200H136ZM165 198H163V199H165ZM109 199H111V200H109ZM257 199H258V201H257ZM139 200H142L141 202L143 204H146L145 205V206H147L146 209L144 208V206H141L140 207L141 209L139 208V204L141 203ZM151 200H152V203H151ZM167 200H169V199H167ZM167 200H165V201H167ZM251 200H252V202H251ZM85 201H86V203H85ZM94 201H95V203H94ZM109 201H113V203L112 202H109ZM114 201H116L117 203L114 202ZM123 201H126V202H123ZM136 201H137V203L138 202H140V203L136 205L135 204ZM172 201H174V200H172ZM248 201H249V204L251 203V205L248 204ZM66 202L69 203L70 206H71V208H69L70 206L68 207L69 209H71L74 212L76 211L75 212L76 213V217H77V214L80 215L82 213L81 216L78 215L79 218L77 217L78 219H76L73 216L75 214L71 212L73 215L71 214L70 216H72L73 219L72 218L70 219V216L68 214H59V213H56V214H59V216L62 215L63 217H64V215L65 216L68 215V216H66V221L67 220H71L72 223H74V224L71 225L72 224L71 221H69L70 225L68 224V222H64V224H62L61 221H60L59 224L61 223V225H65L66 227L64 226V229H63V227L60 228V226H59V228L61 230L56 231L59 224H57L58 222L57 223L55 222V224H57V227H55L56 230H54V231L55 232H58V234L55 233V232H53V230L51 229L53 227H48V229H47L48 230V233L47 232L45 234L44 233H41L40 231L43 230L44 227H46V225H47L46 223H44L46 221L45 218L48 217L49 215H51L52 217L55 216V215L53 216V213L52 214H49V213H51V211L55 210L56 208H58V209H56V211H58L60 209V207L63 205V203H66ZM89 202H90V206H89ZM102 202H103V204H102ZM118 202L119 203L121 202L122 204L120 203L121 204L120 205ZM168 202H166V204ZM220 202H222V203H220ZM257 202H258V204L259 203L261 204V205H259L261 207H258V208L256 207V206H258V204H256ZM96 203H97V205H96ZM123 203H125V205ZM132 203L134 205H136V210L135 211H134L135 207H134V205H132ZM163 203H165V202H163ZM192 203L190 205L191 206H194L195 204L193 205ZM80 204H83L84 206L83 205H80ZM85 204H88V207L85 209L86 210V214H85V210L84 211L82 210V209H84V207H86ZM107 204L110 207V209H111V206L112 207H115L116 209L113 208L111 210H108L109 208H108ZM113 204H114V206H113ZM127 204H129V206H126ZM220 204H222V205H220ZM235 204H236V206H235ZM255 204H256V206H255ZM130 205H132V206H130ZM164 205H161V206L164 207ZM167 205H166V207H167ZM252 205H254L255 207L252 206ZM64 206H66V205H64ZM64 206H62V207H64ZM125 206L128 209H125L126 208ZM148 206H149V209H148ZM184 206H182V207H184ZM218 206H220V207H218ZM228 206H230V207H228ZM75 207L76 208H80V210H78V209L76 210ZM251 207H253L252 208L253 210L251 209ZM151 208L153 209L152 211H151ZM186 208H188V207H186ZM64 209H65V207H64ZM117 209H119L120 211L117 210ZM143 209H144L145 212L143 211ZM188 209H190V208H188ZM230 209H232V210H230ZM68 210H63V211H68ZM96 210H98V211H96ZM139 210H140V212H139ZM141 210H142V212H141ZM182 210H183V208H182ZM185 210H187V209H185ZM237 210H238V212H237ZM77 211H79V212H77ZM102 211L104 212V214H103ZM251 211L254 213V216H252L253 213ZM255 211L257 213H255ZM105 212H107V214ZM122 212H124L123 213L124 215H122L123 217L126 215L125 218H121L122 217L121 216ZM126 212L129 214V216H127L128 214H126ZM183 212H184V210H183ZM185 212H189V211L187 210ZM202 212H205V213H202ZM68 213L70 214V210H69ZM99 213H101L102 215L99 214ZM87 214H89L90 217H88L89 215L87 216ZM92 214H94V215H92ZM97 214H99V216H97ZM191 214H192V211H191ZM250 214H252V215H250ZM259 214L262 217L258 216ZM104 215H106V216L103 218ZM181 215H182V211H181ZM186 215H188V214H186ZM116 216H118V217H116ZM154 216H156V217H154ZM250 216H252V219H251ZM68 217H69V219H68ZM96 217L97 218L99 217V218L97 219ZM101 217H102V220H101ZM187 217H189V216H187ZM202 217H204V220H203ZM91 218H93V219H91ZM120 218H121V220H120ZM127 218H129V219H127ZM49 219H50V216H49ZM56 219H57V216H55L54 220H56ZM238 219H240V220H238ZM241 219H242V222H241ZM255 219H257V220H255ZM259 219H261L262 221L259 220ZM51 220H50V222H51ZM64 220H65V217H64L63 221ZM83 220H85L86 223ZM105 220H108V221H105ZM138 220H139L140 223L138 222ZM206 220L207 221L209 220L210 222L209 221L206 222ZM254 220H255V222H254ZM93 221H97V222H100V223L99 224L98 223L96 224V222H93ZM109 221L110 222L113 221V223L115 222L116 223V227H117V224H118V228H120L119 227V224H120L121 229H118L117 228V230H118V232H120L119 233L120 236L123 234V236H121V237H123L124 239H125L124 236L126 235V233L124 232L125 233V235H124V233H123L124 230L123 229H125V226H126V229H125L126 232L127 231L130 232L133 227L135 229L136 226H138L137 227L138 228L137 231L139 232V230H140V232H139V236H140L139 238L140 239H137L136 240V243H135V239L138 236V232H136L135 230H132V231H134V233L135 232L137 233V234H134V235H137V236H136V238H132L131 237L132 239H134L133 240V243L130 242L132 239L129 240V242L131 244H134V243L136 244V245H134L135 247H133V245H131V244L130 245L127 244L128 246H126V243H128V239L130 237H127L126 236V238H128V239H126V242H124V244H122L123 243L122 241H124V240L117 241L118 237H115V238H117L116 240L113 239L114 238L113 236L116 235V234L114 233L113 236H110L109 233H111V231H112L110 228H116V227H112V226H115V224L111 225L112 222L110 223L111 227H110V225L107 226L108 223H109ZM50 222L47 220V223L50 224ZM104 222H105V224H107L106 225L107 227L104 226L105 229L103 228V225H105V224H101V223H104ZM126 222H127V224H125ZM133 222H134V225L135 224L136 225L132 227ZM246 222H248V223H246ZM65 223H67L68 225L65 224ZM87 223L88 224L90 223V225H89L90 228L87 227L88 226ZM129 223H131V224H129ZM124 224H125V226L123 228V225ZM128 224L131 227L130 226H127ZM143 224H144V227H143ZM249 225H250V229L248 227ZM252 225H253V227H252ZM258 225H259V227H258ZM72 226H74L73 231H72ZM80 226H81V228H80ZM141 226H142V228H145V229H142V230L139 229V227H141ZM155 226H157L158 228L160 226V229H158L160 231L156 230V227ZM194 226H197V228L199 227L200 228V232H198L199 228L197 230V229L194 228ZM254 226L255 227H258L261 230H257V228H255ZM76 227H78V228H76ZM93 227L96 228V229H98V230L93 229ZM152 227H153V229L155 228L154 229V232H153ZM101 228L104 229V230H101ZM107 228H108V230H110L109 232H108ZM66 229H68V230L65 231ZM79 229H80V232L76 233L75 231H79ZM83 229H84V231H87V233L84 232ZM128 229H130V230H128ZM233 229H235V230H233ZM49 230L52 231V232H50ZM121 230H123V231H121ZM68 231H69V233H68ZM81 231H83V234H85V235H83ZM106 231L109 234V237L110 238L107 237V234L105 233ZM202 231H204V232H202ZM101 232L104 233V234H106L105 235L106 238L113 239V240H110L112 242L109 241V243L111 245H113L115 243L114 240L117 241L118 243L119 242H122V243H119L120 245L119 244L116 245L118 248L116 246L113 247V246L110 245V248L111 249L113 248V249L112 250L109 249L108 248L109 247V245H108L109 243L108 242L106 243L105 240L103 242L102 240H100L101 238H99V237H102L104 239V237H105V236H101L102 235ZM129 232H127L128 233L127 235L130 234L131 236H133V234H131V232L130 233ZM163 232H165V234H163ZM232 232H233V234H232ZM262 232H263V234H262ZM39 233H41V236H40ZM50 233H53L54 235L52 236V234H50ZM59 233L61 234L60 235V237H61V244H58V242H60V240H59V238H60L59 237ZM63 233L67 234L65 236L66 239H65ZM80 233L82 234V236H81ZM91 233H93V234H91ZM195 233H196V235H195ZM200 233L203 234V236L202 235H199ZM56 234H57V236H56ZM79 234H80V237H79ZM62 235H63V239L64 240H62ZM86 235H87V237H86ZM153 235H155L154 236L155 237L154 239L152 238ZM165 235H167V236H165ZM169 235L172 237L170 239H173V241L178 246H180V247H176L175 246L176 244L174 245L171 242L172 240L169 239ZM251 235H253V236L255 235L254 238H252L253 236L251 237ZM54 236H56L57 239ZM67 236H68V238H67ZM70 236L71 237L72 236H75L76 238H74V237L71 238ZM192 236H194L195 238H193ZM196 236H198V238ZM259 236L260 237L262 236L260 240H259V238H260ZM52 237L55 238L57 241L58 240L59 241L56 242V240L53 239ZM121 237H120V239H122ZM97 238L101 241V243L102 242H103V244L106 243V244H104L105 246L103 244H101L99 240L97 241ZM161 238H163V239H161ZM42 239L45 240V242L43 241V243H42ZM48 239H50V243L49 244L47 243V242H49ZM52 239L54 241L52 242V247H50V249L53 250L54 253L50 249L49 250L51 252L48 250V248H46V246L47 247L48 246H51ZM81 239H83L84 241L86 240L85 241L86 243L84 241H82ZM89 239H91V240H89ZM93 239H95V240H93ZM145 239H147V240L145 241ZM255 239H257L258 241L255 240ZM46 240H48V241H46ZM67 240L68 241H71L70 244H67L68 243ZM108 240L106 239V241H108ZM139 240H140V242H139ZM148 240H149V242L151 241L150 242V244H151L150 246L151 247L148 245L149 244ZM153 240L156 241V242L158 240L159 241H158V243H156ZM168 240H170V241H168ZM64 241H67V242L65 243ZM72 241L74 242L73 245L71 244ZM92 241H94V242H92ZM95 241H97V243H95ZM169 242L171 243V246H170V243ZM64 243L66 244V246L67 245H72L74 247V249H76L75 247H77V249L74 250V249H72V246H67V247H69V249H72L75 252V254H71V252H73V251H70V250H69L70 253H68V251H67L68 248L66 246L64 247ZM76 243H77L78 246L76 245ZM137 243H141V245L143 243H145V244L148 243L147 244L148 246L147 245L145 246V244H144L143 247L148 248V249H146L147 251H149V249H150L149 253L148 252H145L144 253V251H146L145 249H144L143 252L140 251V250H142L141 248H143V247L140 246L141 248L139 247L140 248V250H139V248L137 246H139L140 244H137ZM154 243H155V245H154ZM54 244L56 245V247H55ZM41 245H44L45 246V249H47L46 251H48L49 254H47V252L45 253V250L44 251L41 250L43 248V246H41ZM57 245L59 247L62 246V248L64 247V249L59 248ZM84 245H85V247H84ZM92 245L94 247H96V248L99 247L100 248L99 249L100 252H103L104 251L103 254L100 255L95 250V248L92 247ZM153 246H155L156 250H158L160 252V254H161V252L165 251V250H163V248L166 249V251H165L166 254H165V252L163 253L165 256L162 255V254L159 255L158 251H155V249L152 248ZM31 248H32V250H31ZM36 248H37V250H36ZM39 248H40L41 251L38 250ZM52 248H54V249L57 250V254L55 253L56 251L54 249H52ZM102 248H104L105 250L102 249ZM107 248L109 249V252L112 251V253H114V254L117 255V256L115 255L116 256L115 257L116 259L115 258H112V257H114V254H113V256H111L110 255L111 252L109 254ZM159 248L161 250H159ZM33 249L36 251V253H33L34 252ZM130 249H132V251L134 249H136L135 251L138 250L140 252L133 251V252H135V254H133L132 256H130L131 260L130 259L127 260V258H129L128 257L129 256L128 254L130 253ZM152 249H154V250L152 251ZM255 249H256L257 252L255 251ZM42 251H43V254H47L45 256L42 255L44 258L40 255L42 253ZM132 251H131V253H133ZM29 252L30 253L32 252L31 253L32 256H34V255H35L34 257L37 256L36 260H35V258H32L31 259V257H30L31 254ZM38 252H40V253H38ZM177 252H179V253H177ZM207 252H208V254H207ZM106 253H108V254H106ZM212 253H213V255H211ZM37 254H39L40 256L37 255ZM105 254L107 256H105ZM206 254H207V256H206ZM215 254H216V257H215ZM62 255L64 256L63 259L60 258ZM108 255L111 256V259H109L110 256H108ZM125 255H127V256H125ZM224 255L226 256V258L223 257ZM124 256H125L126 261H124L125 260L124 259ZM74 257H75V259H73ZM92 257H94V258H92ZM102 257H104L107 260V262H105L104 258H102ZM106 257H109V258H106ZM144 257H142L141 260ZM198 257H199V259H198ZM38 258H39V261H38ZM148 258H144L142 260V263L141 264L145 263V259H148ZM155 258H157V259H155ZM168 258L169 259L171 258V259L169 260ZM42 259H43V262L42 261L40 262V260H42ZM165 259H167V260H165ZM141 260H139V264H140ZM210 260L208 259V262H210V264H212V262ZM116 261H117V263H116ZM146 262H147V260H146ZM48 263H46V264H48Z\"/></svg>","mask_w":264,"mask_h":264},{"label":"bare ground","instance_id":"obj_2","mask_svg":"<svg viewBox=\"0 0 264 264\" xmlns=\"http://www.w3.org/2000/svg\"><path fill=\"white\" fill-rule=\"evenodd\" d=\"M78 1H79V0H78ZM93 1L95 2V0H93ZM100 1H101V0H100ZM100 1H99V2H100ZM104 1H106V0H103V1H101V2L103 3ZM131 1H132V0H131ZM131 1H130V2H131ZM133 1H134V0H133ZM133 1H132V2H133ZM147 1H148V0H147ZM147 1H146V2H147ZM154 1H155V0H154ZM156 1H157L156 3H159V1H161L160 3L162 4V6H164V8H167V7H166V6H168L167 2H166V3H162V2H163L162 0H156ZM166 1H167V0H166ZM176 1H177V0H176ZM185 1H186V0H183V2H185ZM260 1H261V0H256V2H258L259 4H260ZM262 1H263V2H262ZM262 1H261V2L264 3V0H262ZM32 2H33V1H32ZM34 2H35V1H34ZM34 2H33V3H34ZM101 2H100V3H101ZM108 2H109V4H108ZM111 2H112V3L114 2L113 4H115V1H112V0H111V1H108V0H107V3H104V4H108V5L111 6V5H113ZM128 2H129V0H128ZM135 2H137V0L134 1L133 4H136ZM138 2H139L140 5H141L140 0H139ZM142 2L144 3V1H142ZM149 2H151V1L149 0ZM152 2H153V0H152ZM152 2H151V3H152ZM177 2H178V1H177ZM177 2H176V3H177ZM179 2H180V0H179ZM183 2H182V3H183ZM188 2H190V1H188ZM253 2L255 3V5L257 4V3L255 2V0H253ZM253 2H249V0H248V1H247V0H226V3H225L226 7H225V12H224V21H223L224 24H223V25H224V28H225V35H226V36H225V35H224V36L227 37V40L231 41L232 45H231V43H228V44L231 45L232 48L236 47V48H234V49H236V50H238V49L241 48V51H240V57H241V58H240V60L243 59V60H244L243 62H240V61L237 62L236 60H234V61L231 60V58L234 59V58H233L234 55H232V53H231L232 51L234 52V49L230 51L229 48H228V47H230V46L226 45L227 48H225L224 45H221L219 42H216V41H214L213 43L219 45V46H220V50L214 48L212 51H210V49L206 48V49H203V50H201V51H199V52H195V53L193 52V53H190L189 55H187V56H185V57H182V58L180 59V61L182 60V64H180L181 67H177V68H179V71H178L179 73L183 71V72H182V74H183L184 71L186 70L185 68H187V70H188L189 68L191 69V67H192L193 65H192L191 67L188 66V65H191L192 63L195 64V66H196L197 68H199V70H198V71H195L194 74H191V72H190L189 74H191V75L187 74V76H185V75L183 74V75L185 76V79H186V83L184 84V85H186V88H185V86H183V87L185 88V90H183V91H184V93H183V94H184V97H185V98H187V97H188V98H189V97L191 98V96L193 95V98L189 99V100H190V104H189V101H188V102H187V101H186V102L184 101L183 103H178V106L180 105L181 108L184 109V108H186V105H187V107H190V108H191V105H194V106L197 105V106H195V107L200 106V107H201L200 109L204 108V109H202V110H203V111L205 110V111H206L205 113L207 114V115H206L204 112H201V113L205 114V115H202V118H201V117L198 115V114L200 113L199 110H198V113L196 114L197 109H196V112H194L195 109H194L193 106H192V108H193L192 110H193V111H192L191 109L188 110V111H189L190 113H192V114H193V112L195 113V115H193V116H195V118L198 119V117H200L201 119H203V118L206 119V122L203 121V123H204L203 125H202V123H200L201 125H200V124H197V122H199V121L191 120L193 123H194V121H195V123L197 124V125H196V124L194 123V124L196 125V127L193 126L194 124H193V125L190 124V126L192 125V126L194 127V128L192 127L194 130L191 129V128H189V130L191 129V131H189V130L186 128L187 132L189 131V132H190V136H191V132H192V131L194 132L195 130H198V129H199V128H198L199 126H203V127H200V129H199L198 132L195 131V132L199 133V135H197V134L195 135V133H194V135H192V137L195 136V138H196V136H197V137L200 136L199 138H201V139L198 138L199 141H196V142L198 143V145H199L198 147H196L195 144H193V145H195V146H194L195 148H192V147H191L193 150H195L196 148H199V150L196 149V150H195L196 152L193 153V155H195V156L197 155V152L200 151V148H201V149H202V147L205 148L204 146H201V140H202L203 138H204V142H208V143L211 142L210 140H213L210 136H209L210 138L208 137V134H209V133L207 134V131H208V129H209L210 127H211L210 129H212L213 127L215 128L214 124H216V123L218 122V120H219V118L217 117L218 114H219V117H220L221 114H222V116L225 114L224 117H226V116H228V115H230V117H232L233 114L230 113V106H232L233 104H235V107H236L237 110L241 113V110H242V109L244 110L242 103H243V101H245V98H246L247 100H248V99H251L252 96H253V94H254V93L251 92V93H250L251 95H250V94H249V95H245V94H244L246 97H245V96H243V97L241 96V98H240V97L238 96L239 94H238V95H237V94L234 95V94L231 93V92L228 93L227 91H230V88H229L230 86L227 87V85H228V84L230 85V84L233 83V82L235 83L236 80H235V79H232L233 76H232L231 74H230V75H225L226 72H228V70H229L230 73H231V72L233 73V72L236 70L235 67H237V70H238V71L236 70V71H237L236 73H237V74H238V72H239L240 74L242 73V74H241L242 79L244 78V79H251V80H256V79H258V77H261V76H262V73H264V72H263V71H264V66H262V64L264 65V63H263V61H264V57H263V56H264V53L262 52V51H264V34H263V33H264V14L261 13V9L264 11V8L261 7V4H262V3H261L260 5L257 4V6H255ZM79 3H80V2H79ZM96 3H98V2H95L94 4H96ZM102 3H101V4H102ZM116 3H117V2H116ZM139 3H138V4H139ZM147 3H148V2H147ZM185 3H186V2H185ZM94 4H93V5H94ZM133 4H132V5H133ZM145 4H146V3H145ZM145 4H144L143 6H145ZM154 4H155V3H154ZM161 4H157V5L155 4L154 6H155L156 8H160ZM163 4H165L166 6L163 5ZM169 4H170V3H169ZM173 4H174V3H173ZM180 4H181V3H180ZM183 4H184V3H183ZM20 5H21V3H20ZM20 5H19V6H20ZM99 5H100V4H99ZM108 5H107V6H108ZM132 5H130V6H132ZM140 5H139V6H140ZM158 5H159V6H158ZM174 5H175V4H174ZM176 5H177V4H176ZM9 6H10V5H9ZM67 6H68V5H67ZM67 6H66V8H67ZM87 6H88V5H87ZM104 6H106V5H104ZM104 6H103V4H102V7H104ZM110 6H108V7H110ZM113 6H114V5H113ZM116 6H119V4L116 5ZM136 6H137V5H136ZM141 6H142V5H141ZM141 6H140V10L142 9ZM148 6H149V3H148ZM148 6H147V7H148ZM162 6H161V9H163ZM178 6H179V4H178ZM181 6H182V5H181ZM181 6H179V7H181ZM184 6H185V5H184ZM258 6H259V9L257 8ZM262 6L264 7V4H262ZM26 7H27V6H26ZM61 7H62V5H61ZM102 7L100 6V9H101ZM108 7H107V8L105 7V8H106V9H105L106 12H108L109 9L112 10L111 8H108ZM111 7H112V6H111ZM114 7H115V6H114ZM114 7H112V8H114ZM134 7H135V6H133V9H135ZM149 7H150V6H149ZM170 7H171V4H170L169 8H170ZM179 7H178V8H179ZM8 8H9V7H8ZM116 8H118V7H116ZM116 8H115V9H116ZM169 8H167V9H169ZM181 8H182V7H181ZM184 8H186V7H184ZM260 8H261V9H260ZM34 9H35V8H34ZM115 9H114V10H115ZM133 9H132V11L135 12V10H133ZM136 9H137V8H136ZM147 9H148V8H147ZM167 9H166L165 13L168 12ZM179 9H180V8H179ZM26 10H27V9H26ZM38 10H39V9H38ZM38 10H37V11H38ZM90 10H91V9H90ZM98 10H99V9H98ZM116 10H117V9H116ZM116 10H115V11H116ZM119 10H120V9H119ZM182 10H183V8H182ZM31 11L33 12V8H32ZM99 11H102V10H99ZM117 11H118V10H117ZM122 11H123V10L121 9V12H122ZM136 11H137V10H136ZM141 11H142V10H141ZM144 11H145V9H144ZM159 11L161 12V10H159ZM159 11H158V12H159ZM18 12H19V11H18ZM110 12L113 13L112 11H110ZM138 12H139V11H138ZM146 12H148V10H147ZM156 12H157V10H156ZM170 12H171V11H170ZM175 12H176V11H175ZM118 13H119V12H118ZM118 13H117V14H118ZM141 13H142V15H145V14H146V13L143 14V11H142ZM151 13H152V12H151ZM172 13H173L172 17H173L174 15L176 16V14L174 13V9H172ZM172 13H171V14H172ZM31 14H32V13H31ZM115 14H116V12H115ZM120 14H121V13H119L118 16H119ZM124 14H125V12H124ZM129 14H130V13H129ZM159 14H160V13H159ZM11 15H12V14H11ZM11 15H10V16H11ZM21 15H22V14H20V16H21ZM27 15H29V14H27ZM27 15H26V16H27ZM121 15H122L121 17H123V18H121V17L119 16V17H116V18H117L116 20H118L119 18H121V20L124 22V23H123V22L121 21V25H123L122 27H125V28H123V29H125V30L127 29V30H128V27H130V25H129V22H130V21H129V20H130L131 18L134 19V17H137V15L133 16L134 13H133L132 15L130 14V15H131L130 19L127 17L128 14H125L126 18H125V16H123V14H121ZM130 15H129V16H130ZM146 15H147L146 17H147V19H148V13H147ZM152 15H153V16H152V20H151V18H149V21H150L149 25L151 24V21H152V24L154 23V24H156V26H157V24H160V23H157V21H156V19L159 18V17L156 18L157 15H155V13H152ZM18 16H19V15H18ZM29 16H30V15H29ZM43 16H44V14H43ZM71 16H72V15H71ZM109 16H110V15H109ZM115 16H117V15H115ZM160 16H162V14H160ZM163 16H164V15H163ZM163 16H162V17H163ZM12 17H14V16H12ZM15 17H16V16H15ZM15 17H14V18H15ZM21 17H22V19H23L25 16L23 17V15H22ZM143 17H144V16H143ZM143 17L140 16L139 19H142ZM146 17H144V19H142V21H144V22H142V21L140 20L141 23H144V24L146 23V21H145ZM164 17H166V16H164ZM164 17H163V19L165 20V22H168V21H166V20H168V17H166L167 19L164 18ZM25 18H26V17H25ZM41 18H42V17H41ZM153 18H154V21H153ZM155 18H156V19H155ZM169 18H171L170 15H169ZM22 19H21V20H22ZM27 19H28V18H27ZM27 19H25V20H27ZM43 19H44V20H43ZM43 19H42L43 21L41 20V22H42V25H41V26H43V27H41V28L44 29V27H45L44 24H47V23H49V22H46V21H45L46 18H43ZM56 19H58V18L56 17ZM75 19H76V18H75ZM93 19H94V18H93ZM126 19H127V21H124V20H126ZM128 19H129V20H128ZM159 19H161V18H159ZM171 19H172V18H171ZM19 20H20V19H19ZM23 20H24V19H23ZM23 20H22V21H23ZM47 20H48V19H47ZM71 20H72V21H71ZM55 21H56V20H55ZM70 21H71L70 23H69L68 21H67V22H68L69 24H74L73 19L70 18ZM75 21H77V19H76ZM128 21H129V22H128ZM132 21H133V20H132ZM147 21H148V20H147ZM155 21H156V23H155ZM171 21L174 22L173 19H172ZM4 22H5V21H4ZM7 22H8V24L11 23L10 20H8ZM44 22H45V23H44ZM72 22H73V23H72ZM77 22H78V21H77ZM117 22H118V24H119L120 21H117ZM117 22H115V20H114V23H115V24L112 23V24H114L113 26L117 25ZM125 22H126V23L128 22V23L126 24ZM173 22H172V23H173ZM62 23H63V22H62ZM134 23H135V22H134ZM141 23H139V24L141 25ZM147 23H148V22H147ZM147 23H146V25H145L146 28L148 27V26H147V25H148ZM169 23H170V22H169ZM2 24H3V23H2ZM11 24H12V23H11ZM20 24H21V23H20ZM31 24H32V23H31ZM33 24H34V23H33ZM54 24H55V22H54ZM88 24H89V23H88ZM91 24H93V23H91ZM91 24H89V25H87V26L90 27ZM96 24H99V23H96ZM101 24H102V23H101ZM112 24H111V26H112ZM125 24H126V25H125ZM135 24H136V23H135ZM154 24H153V25H154ZM6 25H7V24H6ZM13 25H14V24H13ZM13 25H12V26H13ZM24 25H25V22H24V24H23L22 26H24ZM121 25H120V26H121ZM124 25H125V26H124ZM128 25H129V26H128ZM140 25H139V26H140ZM153 25H152L151 27H153ZM160 25H161V24H160ZM167 25H168V24H166V26H167ZM171 25H172V24H170V26H171ZM9 26H10V25H9ZM20 26H21V25H20ZM22 26H21V27H22ZM33 26H36V25H33ZM37 26H38V25H37ZM47 26H48V25H47ZM99 26H100V25H97L98 28H100ZM126 26H127V28H126ZM132 26H133V25H132ZM142 26H143V25H141V27H142ZM156 26H155V28H156ZM5 27H6V26H5ZM5 27L2 28V29H6ZM16 27H17V26H16ZM21 27H20V28H21ZM27 27H28V26H27ZM74 27H77V23H76V26L74 25ZM85 27H86V26H85ZM92 27H93V26H92ZM0 28H1V27H0ZM24 28H26V27L24 26V27H23V30H24ZM69 28H70V27H69ZM81 28H83V27H81ZM98 28H94V30H97ZM142 28H143V30H144V26H143ZM142 28H141V29H142ZM160 28H161V27H160ZM162 28H163V27H162ZM16 29H17V28H16ZM16 29H14V30H16ZM33 29H34V28H33ZM46 29H47V28H46ZM84 29H85V28H84ZM86 29H87V28H86ZM88 29H90V28H88ZM102 29H104V28H102ZM115 29H116V26H115ZM115 29H114V30H115ZM119 29H121V28H119ZM123 29H122V30H123ZM135 29H136V28H135ZM166 29H167V27L165 28V30H166ZM7 30H8V29H7ZM7 30H6V31H7ZM14 30L12 29V31H13L12 34H13V33H14V34L16 33V32H14ZM21 30H22V28H21ZM40 30H41V29H40ZM71 30H72V28H71ZM106 30H107V29L105 28V31H106ZM114 30H113V31H114ZM138 30H139V29H138ZM148 30H149V28H148ZM152 30L154 31L155 29H152ZM157 30H158V26H157ZM2 31H3V30H2ZM6 31H4V32H6ZM9 31H11V29H10ZM16 31H17V30H16ZM19 31H20V30H19ZM45 31H46V30H45ZM80 31H81V30H80ZM82 31H83V30H82ZM88 31H89V30H88ZM98 31H99V29H98ZM98 31H97V33L100 32V31H99V32H98ZM101 31H102V30H101ZM108 31H111V30L108 29ZM108 31H106V32H108ZM128 31H131V30L129 29ZM150 31H151V30H150ZM162 31L164 32L163 29H162ZM29 32H30V31H29ZM52 32H53V31H52ZM86 32H87V31H86ZM93 32L97 35V33H96L95 31H93ZM102 32H103V31H102ZM123 32H125V31H123ZM133 32H135V31L133 30ZM2 33H3V32H2ZM10 33H11V32H10ZM18 33H20V32H18ZM40 33H41V32H40ZM43 33H46V32H43ZM103 33H104V32H103ZM112 33H113V32H112ZM126 33H127V32H126ZM130 33H131V32H130ZM130 33L128 32L127 34H130ZM145 33H146V32H145ZM150 33H151V32H150ZM0 34H1V33H0ZM52 34H53V33H52ZM85 34L87 35V33H85ZM89 34H90V32H89ZM92 34H93V33L91 32V34L89 35L90 38H91V35H92ZM95 34H93V35H95ZM100 34H101V33H100ZM100 34H99V35H100ZM105 34H106V33H104V35H105ZM109 34H110V32H109ZM131 34L133 35V33H131ZM148 34H149V32H148ZM156 34H159V33H156ZM10 35H11V34H10ZM10 35H8V36L10 37ZM15 35H16V34H15ZM78 35H79V34H78ZM86 35H85V36H86ZM104 35H103V36H104ZM112 35H113V34H112ZM119 35H120V34H119ZM122 35H125V34H121V36H122ZM141 35H142V33H141ZM152 35H153V34H151V36H152ZM12 36H13V35H11V38H10V39H8L9 37H7V39H8L7 42L10 40L11 46L13 47L14 43L11 41V39H13ZM41 36H42V35H40V38H41ZM64 36H65V35H64ZM83 36H84V35H82V37H83ZM87 36H88V35H87ZM89 36H88V37H89ZM109 36H110V35H109ZM109 36H108V37H109ZM128 36H129V35H128ZM135 36H136V35L134 34V37H135ZM149 36H150V34H149ZM222 36H223V34H222ZM1 37H2V36L0 35V38H1ZM18 37H19V35H18ZM65 37H66V36H65ZM65 37H64V39H65ZM69 37H70V36H68L67 39H68ZM97 37H98V35H97ZM108 37L106 38V36H105V37H103V38H102V37H100V38H101L102 40H106V39L108 40V39H111V38H112V37H110V38H108ZM138 37H139V36H138ZM5 38H6V37H5ZM25 38H26V37H25ZM45 38H46V36L44 35V39H45ZM94 38H95V36H94ZM100 38H98V40H99ZM104 38H106V39H104ZM119 38H120V36H119ZM122 38H123V36H122ZM126 38L128 39V37H126ZM126 38H125V39H126ZM259 38H260V41L262 40V41L260 42V45H258L259 42L256 44V42L259 40ZM32 39H33V38H32ZM44 39H43V40H44ZM48 39H49V38H48ZM61 39H62V36H61ZM64 39H62V40H64ZM67 39H65V40H67ZM69 39H71V38H69ZM83 39H84V38H83ZM85 39H87V38H85ZM112 39H113V38H112ZM114 39H116V38L114 37ZM127 39H126V40H127ZM134 39H135V38H134ZM143 39H144V38H143ZM256 39H257V40H256ZM36 40H37V39H36ZM36 40H35V41H36ZM90 40H91V39H90ZM92 40H93V39H92ZM94 40H96V39H94ZM94 40H93V41H94ZM120 40H122V39H120ZM243 40H244V42H245L244 45H245V47H246L247 49H246L245 47H242ZM5 41H6V39H5ZM5 41L2 40L3 45L6 44ZM40 41H41V40H40ZM47 41H48V40H47ZM60 41H61V40H60ZM96 41H97V40H96ZM100 41H101V40H100ZM135 41H136V40H135ZM247 41H249V42H250V41H251V42L253 41V43L250 42V46H249V42H247ZM255 41H256V42H255ZM15 42H16V41H15ZM25 42H26V41H25ZM31 42H32V41H31ZM42 42H43V41H42ZM42 42H41V43H42ZM64 42H65V41H64ZM68 42H69V40L66 41L65 44H66V43L68 44ZM97 42H98V41H97ZM97 42H96V43H97ZM102 42H103V41H102ZM106 42L109 43L108 41H106ZM106 42H104V44H106ZM122 42H123V41H120V44H119V45H121ZM126 42H127V41H126ZM129 42H130V41H129ZM129 42L126 43V45H127V44H130ZM227 42H228V41H227ZM254 42H255V44H254ZM12 43H13V44H12ZM17 43H18V42H17ZM27 43H28V41H27ZM32 43H33V42H32ZM44 43H45V42H44ZM86 43H88V42H86ZM90 43H91V42H90ZM111 43H112V42H111ZM115 43H117V41H116ZM206 43H209V41L206 42ZM223 43H224V42H223ZM246 43H247V44H246ZM0 44H2V43H1V39H0ZM29 44H31V43L29 42ZM29 44H27V45H29ZM55 44H56V43H55ZM62 44H63V43H62ZM92 44H93V43H92ZM92 44H91V45H92ZM226 44H227V43H226ZM251 44H253V46H252ZM8 45H9V43L7 44V46H8ZM20 45H21V44H20ZM46 45H47V44H46ZM59 45H61V44H59ZM68 45H69V44H68ZM68 45H66V46H68ZM88 45H90V44H88ZM98 45H99V44H98ZM98 45H94V47L96 48V46H98ZM109 45H110V44H108V46H109ZM111 45H112V44H111ZM122 45H123V46H122ZM122 45H121L122 47H125V43H123ZM130 45H131V44H130ZM233 45H234V47H233ZM240 45H241V47L239 48ZM246 45L249 46V48H250L249 50H250V51L248 50V47H247ZM256 45H258V48H257ZM1 46H2V45H1ZM1 46H0V48H1ZM17 46H18V45H17ZM17 46H16V47H17ZM25 46H26V45H25ZM29 46H30V45H29ZM41 46H42V44H41ZM41 46H40V47H41ZM43 46H44V45H43ZM92 46H93V45H92ZM127 46H128V45H127ZM127 46H126V47H127ZM131 46H132V45H131ZM209 46H211V45L209 44ZM254 46H255V48H254ZM3 47H5V46H3ZM19 47H20V46H19ZM58 47H59V46H58ZM88 47H89V46H88ZM90 47H91V46H90ZM90 47H89V48H90ZM94 47H93V49H94ZM105 47H106V46H105ZM112 47H113V45H112ZM112 47H111V48H112ZM114 47H115V46H114ZM214 47H215V46H214ZM231 47H230V48H231ZM20 48H21V47H20ZM26 48H27V47H26ZM86 48H87V45H86ZM89 48H88V51L91 52V56H92V52H93V50H92L91 48H90V49H91V50H90ZM97 48H98V47H97ZM107 48H108V47H107ZM109 48H110V47H109ZM242 48H243L244 50H243ZM12 49H13V48H12ZM17 49H18V48H17ZM33 49H34V48H33ZM41 49H42V48H41ZM44 49H45V48H44ZM44 49H43V50H44ZM64 49H66V48H64ZM100 49H101V48H100ZM112 49L114 50V48H112ZM112 49H111V50H112ZM115 49H116V47H115ZM117 49L119 50V47H118V46H117ZM121 49H123V48H121ZM201 49H202V48H201ZM254 49H255V50H254ZM258 49H259V53H263V54H261V55H260V54H257V55H258V58H256L257 55L255 56L254 52H257L256 50H258ZM9 50H10V49H9ZM19 50H20V49H19ZM23 50H25V49L23 48ZM31 50H32V49H30V51H31ZM39 50H40V49H39ZM61 50H63V49H61ZM61 50H60V51H61ZM96 50H97V49H96ZM96 50H95V51H96ZM103 50H104V49H103ZM125 50H126V49H125ZM252 50H254V51H252ZM6 51H7V50H6ZM12 51H14V50H12ZM15 51H16V48H15ZM95 51H94V54H95ZM104 51H105V50H104ZM108 51H109V50H108ZM244 51H245V52H244ZM247 51H249L248 53H250L251 51H252V52H251L250 54H248V53H246ZM0 52H2V51H0ZM9 52H11V51H9ZM84 52H87V49H86V51H84ZM89 52H88L87 54H90ZM115 52H117V50H116ZM5 53H6V52H5ZM14 53H16V52H14ZM23 53H24V52H23ZM38 53H39V52H38ZM43 53H44V52H43ZM46 53H47V52H46ZM49 53H50V52H49ZM99 53H100V51L98 52V54H99ZM104 53H106V51H105ZM121 53H122V52H121ZM210 53H211V54H210ZM245 53H246V56H244ZM257 53H258V52H257ZM10 54H11V53H10ZM31 54H33V52H31ZM85 54H86V53H85ZM87 54H86V55H87ZM94 54H93V56H98V54H96V55H94ZM111 54H112V52H111ZM115 54H116V53H115ZM115 54H114V55H115ZM118 54H119V52H118ZM198 54H199L200 56H199ZM253 54H254V55H253ZM8 55H9V54H8ZM25 55H26V54H25ZM107 55H108V54H107ZM114 55H113V56H114ZM201 55H202V56H205V58L207 57V59L202 58ZM230 55H232V57H231L230 59L228 58L229 61H230V64H227V63L225 62V65H224V63H222V61H224V59H221V60H222V61H221V60H220V57H223V56H230ZM236 55H237V54H236ZM249 55H250V57H248ZM251 55L255 57L253 60H252L253 57H252ZM0 56H1V54H0ZM20 56H21V55H20ZM22 56H23V55H22ZM22 56H21V57H22ZM32 56H33V55H32ZM32 56H31V57H32ZM55 56H56V55H55ZM100 56H101V55H100ZM243 56H244L246 59L248 58V61H250V59H251L253 62L259 59L260 62H259V61H258V62L260 63L261 66H258V65H257L258 62H256V63L254 62L256 65H254L253 62H252V63H247L246 59L243 58ZM261 56L263 57V61H262V57H261ZM31 57H30V59H32ZM56 57H57V56H56ZM86 57H87V56H86ZM108 57H109V56H108ZM108 57H107V56H106V57L103 56V58H105V59L108 58ZM110 57H111V56H110ZM115 57H116V55H115ZM189 57H191V58H189ZM238 57H239V55H238ZM260 57H261V58H260ZM17 58H19V57L17 56V57H16V60H17ZM23 58H24V57H23ZM87 58H89V59H88V61H89V60H90V55H89ZM91 58H92V57H91ZM113 58H114V57H113ZM186 58H187V59H186ZM188 58H189V59H188ZM192 58H193V59H192ZM217 58H218L219 60H218ZM2 59H3V57H1L0 63H2V62H1ZM37 59H39V58H37ZM93 59H94V57H93ZM95 59H97V58H95ZM190 59H191V60H190ZM197 59H201V60L203 59V61H200V60H197ZM204 59H205V60H204ZM208 59H209L210 63H209ZM228 59H227V60H228ZM238 59H239V58H238ZM255 59H256V60H255ZM49 60H50V59H49ZM185 60H186V61H185ZM187 60L189 61V64H188V61H187ZM193 60H197V62L203 63V66L206 65V63H204V61H205V62L208 61V63L210 64L211 70H210V67H209V64H208V63H207V65H208L209 68H208L207 66H206V67H202V65L200 66V65H199L200 63H198V66H197L196 61H193ZM5 61H6V60H5ZM5 61H4V62H5ZM58 61H59V60H58ZM90 61H92V60H90ZM93 61H94V60H93ZM101 61H102V59H101ZM111 61H112V60H111ZM183 61H184L185 63H184ZM220 61H221V62H220ZM261 61H262V62H261ZM6 62H7V61H6ZM6 62H5V63H6ZM9 62H10V61H9ZM11 62H12V61H11ZM86 62H87V61H86ZM97 62H98V60H97ZM99 62H100V60H99ZM103 62H105V61L103 60ZM103 62H102V63H103ZM113 62H114V61H113ZM211 62H214V63L211 64ZM219 62H220V63H219ZM234 62H235V63H234ZM236 62H237V65H236ZM239 62H240V64H239ZM244 62H246V64H247L248 66L251 65V66L253 67V65H254L253 69H252V67H247L246 64H244ZM16 63H17V62H14V65H15ZM20 63H21V61H20ZM38 63H39V62H38ZM62 63H63V62H62ZM62 63H61V64H62ZM65 63H66V62H65ZM102 63H100V64H102ZM114 63H115V62H114ZM190 63H191V64H190ZM231 63H232V64H231ZM261 63H262V64H261ZM10 64H11V63H10ZM12 64H13V63H12ZM12 64H11V66H12ZM92 64L94 65V62H93ZM96 64H97V63H96ZM96 64H95V65H96ZM187 64H188V65H187ZM234 64H235V65H234ZM238 64L241 66V67H239V69H238V66H239ZM241 64L243 65V67H246V70H247V68H248L249 71H248V70H247V71H248L249 73H248V72L246 73V72L243 71V69H242L243 67H242ZM252 64H253V65H252ZM16 65H18V63H17ZM55 65H56V64H55ZM107 65H108V63H107ZM109 65L111 66V64H109ZM113 65H114V64H113ZM215 65H216V66H215ZM231 65L234 67V68H233V69H235L234 71L231 70L230 68L228 69V67H231ZM2 66H3V65H2ZM8 66H9V65H8ZM19 66H20V64H19ZM57 66H58V65H57ZM60 66H61V65H60ZM102 66H103V65H102ZM213 66H214V67H213ZM255 66H256V68H255ZM32 67H33V66H32ZM97 67H99V64H98ZM107 67H108V66H107ZM196 67H195V69H196ZM200 67H201V68H200ZM24 68H25V67H24ZM26 68H27V67H26ZM207 68H208V69H207ZM37 69H38V68H37ZM64 69H66V68H64ZM106 69H107V68H106ZM193 69H194V68H193ZM200 69H201V71H200ZM225 69H227V71H226ZM241 69H242V71H241ZM0 70H1V69H0ZM10 70H11V68H10ZM23 70H24V69H23ZM96 70H98V69H96ZM215 70H216V72H217V70L219 71V73H220L219 78H218L217 76L214 78L213 76H215V75H211V76L209 75L210 73H212V74L216 73V72H214ZM239 70H240L241 72H240ZM29 71H30V70H29ZM91 71H92V70H91ZM105 71H106V70H105ZM190 71H191V70H190ZM225 71H226V72H225ZM11 72H12V70H11ZM62 72H63V71H62ZM103 72H104V70H103ZM187 72H188V71H187ZM196 72H198V73H196ZM250 72H251V73H250ZM4 73H5V72H4ZM8 73H9V72H8ZM63 73H64V72H63ZM176 73H177V71H176ZM192 73H193V72H192ZM234 73H235V72H234ZM245 73L248 74L246 78H245V76H244ZM2 74H3V73H2ZM24 74H25V73H24ZM28 74H29V73H28ZM228 74H229V72H228ZM0 75H1V74H0ZM3 75H4V74H3ZM14 75H15V74H14ZM18 75H19V74H18ZM69 75H70V74H69ZM177 75H179V77L181 76V75L178 74V73H177ZM223 75L226 76V77H223ZM242 75H243V76H242ZM263 75H264V74H263ZM24 76H25V75H24ZM29 76H30V75H29ZM76 76H77V75H76ZM209 76H210V79L207 78V77H209ZM229 76H230L231 78H230ZM248 76H250V78H249ZM1 77H2V75H1ZM4 77H5V75H4ZM12 77H13V76H12ZM16 77H17V76H16ZM16 77H15V78H16ZM21 77H22V76H21ZM25 77H27V76H25ZM171 77H172V76H171ZM176 77H178V76H176ZM212 77H213V78H212ZM220 77H221V78H220ZM227 77H228V78H227ZM235 77H237V76H235ZM6 78H8V76H7ZM217 78L220 80V81L218 80L219 83H217ZM225 78H226V81H225ZM229 78H230V80L227 81ZM262 78H263V77H262ZM262 78H261V79H262ZM12 79H13V78H12ZM29 79H30V78H29ZM81 79H82V78H81ZM206 79H208V81H206ZM215 79H216V82L214 81ZM223 79H224V81H225L224 83H223ZM238 79H239V78H237V80H238ZM244 79H243V80H244ZM261 79H260V80H261ZM5 80H6V79H5ZM20 80H21V82H22L23 79H20ZM72 80H73V79H72ZM177 80H178V78H176L175 82H176ZM179 80H180V79H179ZM182 80H183V79H182ZM182 80H181V81H182ZM209 80H210V81H209ZM212 80L214 81V83H213ZM6 81H7V80H6ZM168 81H169V80H168ZM221 81H222V82H221ZM261 81L264 82V79H262ZM4 82H5V81H3V83H4ZM9 82H10V77H9ZM13 82H15V81H13ZM202 82H205V84H202ZM220 82H221V84H220ZM226 82H227V83H226ZM243 82H244V81H243ZM0 83H2V82H0ZM16 83H18V81H17ZM25 83H26V82H25ZM94 83H95V82H94ZM99 83H100V82H99ZM173 83H174V82L172 81V82H171V85H172ZM182 83H183V82H182ZM208 83H209V84H208ZM216 83H217V84H216ZM252 83H253V81H252ZM4 84H6V83H4ZM7 84H8V83H7ZM14 84H15V83H14ZM18 84H19V83H18ZM177 84H178V83H176V84L174 83V85H175V88H173L174 90L176 89V85H177ZM210 84H211V85H210ZM244 84H245V83H244ZM250 84H251V82H250ZM11 85H12V84H11ZM95 85H96V84H95ZM205 85H206V86H205ZM209 85H210V86H214V87H210ZM215 85H216V86L218 85L217 88H216ZM224 85H225V86H224ZM256 85H257V86H255V84H254L255 87H254L252 90H253V91L257 94V96L263 101V100H264V99H263V98H264V91H263L264 86H263V87L261 86V82L259 81V79H258V82H257ZM22 86H23V84H22ZM88 86H89V85H88ZM91 86H92V85H91ZM97 86H98V85H97ZM162 86H163V85H162ZM164 86H165V85H164ZM164 86H163L162 88H164ZM166 86H167V88H164V90H166V89L169 88L168 83H167ZM179 86L182 87L181 84H180ZM204 86H205L207 89L204 88ZM7 87H8V86H7ZM19 87H21V86L19 85ZM99 87H100V86H99ZM173 87H174V86H173ZM181 87H180V88H181ZM193 87H194V88H193ZM209 87H210V88H209ZM222 87H223V88H222ZM17 88H18V85H17ZM23 88H24V86H23ZM100 88H101V87H100ZM192 88H193V89H192ZM211 88H212L213 91L211 90ZM213 88H214L215 90H214ZM221 88H222V89H221ZM224 88H225V90H224ZM226 88L229 89V90H226ZM242 88H243V87H241V89H242ZM9 89H10V88H9ZM12 89H13V88H12ZM24 89H25V88H24ZM157 89H158V88H157ZM157 89H156V90H157ZM160 89H161V88H160ZM170 89H172V88H170ZM173 89H172V90H173ZM216 89H217V91H216ZM218 89H219V90H218ZM220 89H221V92H222V93L220 94V96L216 97V98H218V99H216V100H217V102H219L218 105H219L220 107H217L216 104H214L215 107H217V108L220 109V110L217 111L218 113H216V109H215V107L213 106V101H214V103H216V102H215V101H216V100H215V94H219V93H220ZM101 90H102V89H101ZM156 90H155V91H156ZM168 90H169V89H168ZM188 90H189L190 92H189ZM195 90H196L197 92H196ZM206 90H209V93H208V92L206 93ZM239 90H240V89H239ZM0 91H1V90H0ZM13 91H14V90H13ZM16 91H17V90H16ZM22 91H23V90H22ZM95 91H96V90H95ZM162 91H163V90H161L160 92H162ZM176 91L178 92V91H180V90L177 88ZM187 91L189 92V94H188ZM211 91H212L214 94H213V93H210ZM247 91H248V90H247ZM42 92H43V91H42ZM44 92H45V91H44ZM93 92H94V91H93ZM167 92H168V91H166V93H167ZM169 92H170V90H169ZM181 92H182V90H181ZM216 92H217V93H216ZM236 92H237V91H236ZM239 92H240V91H239ZM7 93H8V92H7ZM11 93H12V92H10V94H11ZM91 93H92V92H91ZM155 93H157V91H156ZM163 93H164V92H163ZM172 93H173V92H172ZM185 93H186V94H185ZM190 93H193V94L191 95ZM240 93H241V92H240ZM4 94H5V93H4ZM16 94H17V93H16ZM158 94H159V92H158ZM170 94H171V93H170ZM176 94H177V93H176ZM194 94H195V95H194ZM7 95H8V94H6V96H7ZM12 95H13V93H12ZM26 95H27V94H26ZM26 95H25V96H26ZM154 95H156V94H154ZM154 95H153V97H154ZM178 95H179V94H178ZM187 95H188V96H187ZM189 95H190V96H189ZM196 95H197V97H194V96H196ZM211 95H212V96H211ZM213 95H214V96H213ZM254 95H255V94H254ZM0 96H3V95L1 94ZM13 96H14V95H13ZM47 96H48V95H47ZM50 96H51V95H50ZM156 96H157V95H156ZM175 96H176V95H175ZM182 96H183V95H182ZM237 96H238V97H237ZM44 97H45V96H44ZM157 97H158V96H157ZM157 97H155V98H157ZM169 97H170V96H169ZM212 97H213V101H211V100H212V99H211ZM236 97H237V98H236ZM253 97H254V96H253ZM4 98L6 99L5 96H4ZM7 98H8V97H7ZM146 98H148V97H146ZM150 98H151V97H150ZM155 98H154V99H155ZM1 99H2V98H1ZM1 99H0V100H1ZM9 99H10V98H9ZM19 99H21V98H19ZM49 99H50V98H49ZM51 99H52V98H51ZM242 99H243V100H242ZM3 100H4V99H3ZM25 100H26V99H25ZM146 100H147V99H146ZM148 100H149V101H152L153 99L151 98V99H148ZM186 100H188V99H186ZM240 100H241V102H240ZM247 100H246V101H247ZM5 101H6V100H4V102H5ZM8 101H9V100H8ZM68 101H69V100H68ZM149 101H148V102H149ZM156 101H157V100H156ZM251 101H252V100H251ZM257 101H258V100H257ZM262 101H259V105H256V104L253 103V101H252V103L254 104V105H253L254 107H253V106H252V107H253L254 109H251V108H250V109H248L250 112L248 113V111H247V113H246V115H247V117H248V120H249L250 122H253V123H255V124H259L257 128H254V129H251V128H250L251 130H249V133H250L249 135H252V136H253V135L258 136V135H260V134H262V133L264 134V103H263V105L260 104ZM1 102H2V100H1ZM4 102H2V103H4ZM18 102H19V101H18ZM27 102H28V101H27ZM146 102H147V101H146ZM180 102H181V101H180ZM8 103H9V102H8ZM144 103H145V102H144ZM23 104H24V103H23ZM164 104H166V103H164ZM240 104H241V106H242V109H241V110L239 109V107H241ZM244 104H245V102H244ZM138 105H139V104H138ZM138 105H137V106H138ZM140 105H141V103H140ZM246 105H247V104H246ZM3 106L6 107V103H5ZM14 106H15V105H14ZM14 106H13V107H14ZM137 106H136V108H137ZM144 106H145V105H144ZM180 106H179V107H180ZM210 106H211V107L213 106V108H211ZM248 106H249V105H248ZM13 107H12V108H13ZM27 107H28V109H29V106H28V105H27ZM31 107H32V106H31ZM42 107H43V106H42ZM164 107H165V106H164ZM221 107H222V108H221ZM9 108H10V106H9ZM9 108H8V109H9ZM136 108H135V109H136ZM141 108H142V107L139 108V111L141 110ZM148 108H150V107H148ZM161 108H162V107H160V110H161ZM176 108H177V107H176ZM181 108H180V109H181ZM209 108H211V109H210L211 111L209 110ZM10 109H11V108H10ZM32 109H33V108H32ZM36 109H37V108H36ZM135 109H134V110H135ZM152 109H153V108H152ZM154 109H155V111H154V110H152V111H154V112H157V111H158V109H156V108H154ZM180 109H178L179 112H180ZM182 109H181V110H182ZM214 109H215V110H214ZM233 109H235V108H233ZM2 110H4V109H2ZM6 110H7V109H6ZM148 110H149V109H148ZM148 110H146V111H148ZM165 110H167V109H165ZM178 110H177V111H178ZM212 110L215 111V116H216V118H217L218 120L215 118V116H214V118L217 120V122L214 120V118H212L213 116L211 117L212 119H209L210 117L208 118V114L210 115V114L212 113ZM221 110L224 111V113H223ZM17 111H18V110H17ZM28 111H29V110H28ZM33 111H34V110H33ZM33 111H32V112H33ZM35 111H37V110H35ZM135 111H136V112L133 113V116H130L129 121L127 122L128 125H127V124L125 125V123H124V126H126V128H127V126H129V128H133L134 131H133V129H131V130H132V131L130 130L131 133H134V132H135L134 134H136V131H137V132H138V135H139L140 129L143 130V129H142L143 127H142V125H141L142 128H141V127L139 128V126H140L139 124H140L141 122H140V123H137L138 120H136V119H137V116H138V115H141V116H144V115L141 114V113H140L141 111L139 112L137 109H136ZM152 111H150V116H151V112H152ZM174 111H175V110H172V112H174ZM207 111H208V112H207ZM209 111H210L211 113H210ZM220 111H221L222 113H221ZM225 111H226V112L229 111L230 114H228V113L226 114ZM251 111H252V112H251ZM3 112H4V111H3ZM7 112H8V111H7ZM12 112H13V110H12ZM29 112H30V111H29ZM143 112H145V111H143ZM169 112H171V111L168 110V113H167V114H164V111L162 112V110H161V114H162V116H164V118H163V117L161 116V114H160V117L158 116L159 119L156 120V121H158V122L155 124L156 126H155L154 124H153V125L151 124L153 127L150 125L152 129L155 128V130L157 131V132H156V131H153L152 134H153V133H161V132H158L159 129H161L160 131L163 130L164 132H166L167 129H163V128H159V127L157 128V124H158V125H160V124L162 125L163 122H164V124H165V123L167 124V122L169 121V119H171V122H173L174 119H173V121H172L171 116L168 115ZM179 112H178V113H179ZM233 112H234V111H233ZM1 113H2V112H1ZM15 113H16V112H15ZM15 113H14V114H15ZM136 113H138L137 116L134 115V114H136ZM145 113H146V112H145ZM165 113H166V112H165ZM174 113H175V112H174ZM220 113H221V114H220ZM14 114H13V115H14ZM33 114H34V113H33ZM146 114H147V113H146ZM146 114H145V115H146ZM155 114H156V113H154V115H155ZM163 114H164V115H163ZM212 114H213V113H212ZM238 114H239V113H238ZM242 114H243V113H242ZM260 114H261V116H260ZM1 115H2V114H1ZM6 115H7V114H6ZM10 115H11V114H10ZM35 115H36V114H35ZM152 115H153V112H152ZM154 115H153V116H154ZM157 115H158V112H157ZM165 115H166V117H165ZM167 115H168V116H167ZM170 115H171V114H170ZM174 115H175V114H174ZM181 115H182V114H181ZM196 115H197V117H196ZM200 115H201V114H200ZM234 115H235V114H234ZM240 115H241V114H240ZM2 116H4V115H2ZM33 116H34V115H33ZM141 116H139V117H141ZM148 116H149V113H148L147 117H148ZM153 116H152V117H153ZM155 116H156V115H155ZM188 116H190V114H189ZM191 116H192V115H191ZM203 116H204V117H203ZM205 116H207L208 119H207ZM222 116H221V117H222ZM236 116H237V114H236ZM241 116H242V115H241ZM30 117H31V116H29V118H30ZM34 117H35V116H34ZM131 117H132V118H131ZM133 117H134V119H133ZM139 117H138V118H139ZM147 117H146V119H145V122H146V120H147ZM234 117H235V116H234ZM238 117H239V116H238ZM243 117H244V116H242V118H243ZM247 117H246V118H247ZM3 118H4V117H3ZM12 118H15V117H12ZM27 118H28V115H27ZM141 118H143V117H141ZM141 118H140V119H141ZM173 118H174V117H173ZM182 118H183V117H182ZM187 118H190V117H187ZM222 118H223V117H222ZM239 118H240V117H239ZM242 118H241V119H242ZM244 118H245V117H244ZM246 118H245V119H246ZM132 119H133V120H132ZM153 119H154V118H153ZM156 119H157V116H156ZM193 119H194V117H193ZM197 119H196V120H197ZM205 119H203V120H205ZM228 119H230V118L228 117ZM4 120H5V119H4ZM8 120H9V119H8ZM8 120H7V121H8ZM126 120H127V119H126ZM148 120H149V123H150V118H149ZM180 120H181V119H180ZM207 120H208V122H209V120H212V122H215V123H213V125H212V122H211V123L209 122L210 124H206V123H208ZM231 120H232V119H231ZM248 120H247V123L249 122ZM5 121H6V120H5ZM30 121H31V120H30ZM132 121H133V123H136V124L138 125L136 128H134L135 126L130 127ZM135 121H136V122H135ZM140 121H141V120H140ZM151 121H152V119H151ZM178 121H179V120H178ZM186 121H187V119H186ZM189 121H190V120H189ZM225 121H226V120H225ZM232 121H233V120H232ZM238 121H239V120H238ZM238 121H237V122H238ZM11 122H12V121H11ZM15 122H16V121H15ZM129 122H130V124H129ZM152 122L155 123L154 120H153ZM152 122H151V123H152ZM169 122H170V121H169ZM174 122H175V121H174ZM174 122H173V123H174ZM192 122H191V123H192ZM242 122H243V120H242ZM250 122H249V123H250ZM5 123H6V122H5ZM182 123H183V122H182ZM184 123H185V122H184ZM222 123L225 124L224 120H223ZM228 123H229V122H228ZM245 123H246V121H245ZM3 124H4V123H3ZM8 124H9V123H8ZM11 124H12V123H11ZM142 124H143V123H142ZM147 124H148V121H147V123L145 124L146 127H147ZM205 124H206V125H205ZM233 124H234V123H233ZM251 124H252V123H251ZM9 125H10V124H9ZM18 125H19V124H18ZM29 125H30V124H29ZM170 125H171V123H170ZM172 125H173V124H172ZM174 125H176V124L174 123ZM174 125H173V126H174ZM182 125H183V124H182ZM208 125H209L210 127H208V128L206 129V126H208ZM246 125H248V124H246ZM253 125H254V124H253ZM12 126H13V125H12ZM150 126H149V129H150ZM154 126H155V127H154ZM163 126H164V125H163ZM173 126H172V127L170 126V127H171V128L169 129L170 131L167 130L169 133H171V129H173ZM179 126H181V123L179 124ZM235 126H236V125H235ZM235 126H234V127H235ZM14 127H15V125H14ZM17 127H18V126H17ZM121 127L123 128L122 125H121ZM164 127H167V125L164 126ZM175 127H176V126H175ZM184 127H185V126H184ZM184 127L181 128L182 131H181L180 129L176 128V130H175L174 133H175V134H179V132L181 131V134H182V132L185 130ZM187 127H188V126H187ZM234 127L228 125V127H225L224 129L222 128L223 131H226V130H227L226 132H222V133H221V131H222L221 128L218 129V130H221V131H220L221 134L219 133L221 136L224 135V134L226 133V134H227L226 137H227L229 140H231L232 137L235 136V138L233 137V139H234V141H235L234 144H236V142H237L236 145L231 146V145L233 144V143H232V142H233L232 140H231L232 142L229 141V142L226 143V142H225L226 139H227V138H226L225 141H223V142L225 143V144H224V148H222V147H223V145H222L223 143H222V144H221V147H220V148H222V149H221L220 151H221V153L224 154L225 156H226V154H227V157H228V156H229V157L232 156V154H233V153H232V148H234L235 146L238 145V138H237V137L239 136V134L241 135L240 132L238 133V130L236 131V129L239 128V126H238V127L236 126L237 128H235V129H234ZM251 127H252V126H251ZM122 128H118L119 130H118V132H116V136H114V137H117V139H118V140H117V139L114 140V141H115L114 144H113V145H114V148H116V145L120 146V143H122L121 141L124 139V136H126V135H127V138H125L126 142H128L129 145L131 144V143H129V140H130V138L132 137V134L129 132V129H126L127 131L125 130L126 133L129 132V134H126V133L124 134L125 131L123 132V130H124L125 127H124L123 129H122ZM137 128H139V131H138ZM147 128H148V127H147ZM168 128H169V127H168ZM195 128H197V129H195ZM226 128H227V129H226ZM240 128H241V127H240ZM9 129H12V128L9 127ZM135 129H137V130H135ZM149 129H148V132L152 131V130L149 131ZM157 129H158V130H157ZM225 129H226V130H225ZM26 130H27V129H26ZM34 130H35V129H34ZM120 130H122V131H120ZM177 130H179V132L176 133ZM214 130H216V129H214ZM15 131H16V130H15ZM143 131H144V130H143ZM216 131H217V130H216ZM239 131H240V130H239ZM23 132H24V131H23ZM27 132H28V131H26L25 134H27ZM35 132H36V130H35ZM119 132L121 133L120 135L123 136V137H122L123 139H120L121 137H120V135H119ZM122 132H123L124 135L122 134ZM172 132H173V131H172ZM187 132L184 131L185 134H187ZM189 132H188V134H189ZM218 132H219V131H218ZM218 132H217V133H218ZM33 133H34V132H33ZM117 133H118V134H117ZM140 133H141L140 135L142 136V133H143V132L141 131ZM162 133H163V132H162ZM184 133H183V134H184ZM203 133H206L207 135L204 134L205 137H204V136L201 137ZM217 133H216V137L218 138L219 135H218ZM223 133H224V134H223ZM235 133H238V134L236 135ZM13 134H14V133H13ZM20 134H21V133H20ZM20 134H19V135H20ZM23 134H24V133H23ZM25 134H24V135H25ZM143 134H144V133H143ZM163 134H164V133H163ZM172 134H173V133H171V135H172ZM181 134H180V135H181ZM185 134H184V136L186 137ZM192 134H193V133H192ZM212 134H213V133H212ZM226 134H225V135H226ZM242 134H244V133L242 132ZM14 135H15V134H14ZM117 135H118V136H117ZM129 135H131V136H129ZM138 135H137V136H138ZM146 135L149 136L148 133H147ZM155 135H156V134H154V135H150V136H154V137H156ZM159 135H161V134H158V136H159ZM165 135H166V134H165ZM225 135H224V136H225ZM28 136H29V135H28ZM137 136H134V135H133L134 138L132 137L131 140H133V139H134V140H133V141L130 140V141H131L132 143H133L134 141L136 142V139H137L136 137H137ZM141 136H140V137H141ZM144 136H145V135H144ZM150 136H149V137H150ZM158 136H157V137H158ZM181 136H182V135H181ZM184 136H183V139H184ZM212 136H213V135H212ZM224 136H223V139H224ZM236 136H237V137H236ZM252 136H250L251 139H252ZM261 136H262V135H261ZM118 137H119V138H118ZM128 137H129V138H128ZM162 137H163V136H162ZM169 137H170V136H169ZM169 137H168V139H169ZM171 137H174V136H171ZM187 137H189V135H187ZM187 137H186V138H187ZM206 137H207L208 139H207ZM241 137H242V136H241ZM241 137H239V138L241 139ZM259 137H260V136H259ZM263 137H264V135H263ZM263 137H262V138H263ZM11 138H12V137H11ZM34 138H35V137H34ZM141 138L143 139V137H141ZM141 138H139L138 140H141ZM165 138H166V136H165ZM181 138H182V137H181ZM213 138H214V137H213ZM220 138L222 139V137L219 136L218 139H220ZM236 138H237V139H236ZM246 138H247V136H246ZM24 139H25V138H24ZM84 139H85V138H84ZM128 139H129V140H128ZM152 139H153V137L151 138V140H152ZM168 139H167V140H168ZM177 139H178V138H177ZM189 139H190V138H189ZM206 139H207V141H206ZM214 139H215V138H214ZM218 139H216V140L220 142V140H218ZM242 139H244V137H243ZM263 139H264V138H263ZM0 140H2V138H1ZM3 140H4V139H3ZM6 140H7V139H6ZM6 140H5V142H4L5 144H3V141H1L2 144H0V145H1V146L6 145ZM8 140H9V139H8ZM15 140H17V139H15ZM116 140H117V141H116ZM125 140H124V143H123L124 146H125V145H128V144H125ZM149 140H150V139H149ZM153 140L155 141V138H154ZM157 140H158V139H157ZM165 140H166V139H165ZM185 140H186V139H185ZM216 140H214V141H215V144L217 143ZM247 140H248V138H247ZM253 140H255V139H253ZM259 140H261V139H259ZM19 141H21V140H19ZM36 141H37V139H36ZM161 141H162V140H161ZM181 141H182V140H181ZM183 141H184V140H183ZM186 141H187V140H186ZM193 141H194V139H193ZM193 141H192V140L190 141V142H191V143H190L191 145H192ZM202 141H203V140H202ZM227 141H228V140H227ZM244 141H245V139H244ZM251 141H252V140H251ZM147 142H148V141H147ZM150 142H151V141H150ZM150 142H149V143H150ZM162 142H163V141H162ZM162 142H161V145H162ZM177 142H178V141H177ZM187 142L189 143V140H188ZM196 142H195V143H196ZM199 142H200V143H199ZM219 142H218V143H219ZM221 142H222V140H221ZM249 142H250V141H249ZM261 142H262V141H261ZM10 143H11V139H10ZM10 143H9V144H10ZM12 143H13V142H12ZM21 143H22V142H21ZM21 143H20V144H21ZM24 143H26V142H24ZM35 143H36V142H35ZM116 143H118V144H116ZM140 143H141V142H140ZM144 143H145V142H144ZM149 143H148V144H149ZM164 143H165V142H163V145H164ZM169 143H170V142H169ZM178 143H179V142H178ZM184 143H186V142H184ZM213 143H214V142H213ZM218 143H217V144H218ZM241 143H242V142H241ZM251 143H252V142H251ZM251 143H249V144H251ZM257 143H258V142H257ZM7 144H8V143H7ZM18 144H19V143H18ZM20 144H19V146H20ZM115 144H116V145H115ZM133 144H135V143H133ZM133 144H131V145L133 146V149L130 148L131 145H130V146L128 145V147L130 148L131 152H133L132 150H134V146H135V145H136V147H137V143H136L135 145H133ZM153 144H154V142H153ZM190 144H189L188 146H190ZM226 144H227V146H226ZM255 144H256V143H255ZM262 144H264V143H262ZM12 145H14V144H12ZM12 145H9V146H12ZM21 145H23V143H22ZM27 145H28V144H27ZM140 145H141V144H140ZM146 145H147V143H146ZM151 145H152V144L150 143L149 146H151ZM159 145H160V143H159ZM161 145H160V146H161ZM163 145H162V146H163ZM184 145H186V144H184ZM193 145H192V146H193ZM205 145H206V149L204 150V153H202V154H206V155H207V158H206V160H207V159H208V155L210 154V152L207 150V143H206ZM210 145H211V144H210ZM219 145H220V144H219ZM219 145H216V146L219 147ZM240 145H241V144H240ZM256 145H257V144H256ZM9 146H7V147H9ZM17 146H18V145H17ZM32 146H33V145H32ZM118 146H117L116 149H113V148H112V149L114 150V151H113L114 153L116 152L115 150L118 149L117 151H121V152H120L121 155H123V154H124V155H127V156L129 155V154H128V150H127L128 147H127V148H126V147H122V144H121V147L123 148V149H121V147L119 148ZM132 146H131V147H132ZM149 146L147 145L146 147H149ZM152 146H154V145H152ZM186 146H187V145H186ZM213 146H214V145H213ZM216 146H215V148L217 149ZM247 146H248V145H247ZM257 146H258V145H257ZM257 146H255V147H257ZM27 147H28V146H27ZM141 147H142V146H141ZM225 147H227V148H225ZM1 148H2V147H1ZM3 148H4V147H3ZM9 148H11V147H9ZM19 148H21V147H19ZM110 148H111V147H110ZM124 148H125V151H124ZM142 148H144V147H142ZM181 148H183V147H181ZM191 148L189 147V149H191ZM220 148H219V149H220ZM228 148H229V149H228ZM17 149H18V147H17ZM22 149H23V147H22ZM119 149H121V150H119ZM148 149H149V148H148ZM161 149H162V148H161ZM161 149H160V150H161ZM175 149L177 150V148H175ZM227 149H228V150H227ZM230 149H231V151H230ZM256 149H257V148H256ZM256 149H253V150H255V151H259L258 149H257V150H256ZM260 149H261V148H260ZM1 150H4V149H1ZM9 150H10V149H9ZM13 150H14V149H13ZM109 150H110V149H109ZM126 150H127V152H126ZM136 150H138V149H135V151H136ZM152 150H153V149H152ZM154 150H155V149H154ZM185 150H186V149H185ZM187 150H188V148H187ZM193 150H192V151H193ZM217 150H218V149H217ZM222 150H223L224 153L222 152ZM226 150H227L228 152H229V151H230V152L228 153ZM244 150H245V148H243V151L241 152V154H242V153H244V154H242V155L239 154V155H240V157H239L240 159H234V161L231 160V162L233 161L232 166H235L234 163H235V160H236V161H238V163L240 164V165H236V168H237V166H238L239 169L242 168V171L244 172V173H243V172H242V173L244 174V176L247 175V173H248V171H249V168H251V167H252V170H250L251 172H250V171H249V172L252 173V171L254 172V171L257 170V174H258V171L261 170L262 167L264 168V164H261V162H258V161H257L258 165H259V163H260L259 166L261 167V168L259 169L258 165H255V166L259 169V170H258L255 166H253L255 160H254V162H253L252 158H253V157L256 158L255 155H257V157H258L259 154H255V151H254V153H253L252 151L249 152V151H247V150H245V151H244ZM249 150H250V149H249ZM7 151H8V148H7ZM15 151L17 152V150H15ZM123 151H124V153L122 154ZM135 151H134V154H135ZM145 151H147V149H145ZM149 151H150V150H149ZM162 151H163V150H162ZM205 151H208L209 154H208L207 152L205 153ZM218 151H219V150H218ZM237 151H238V150H237ZM3 152H4V151H2L1 154H2ZM5 152H6V149H5ZM18 152H19V151H18ZM18 152H17V153H18ZM25 152H26V151H25ZM27 152H28V151H27ZM27 152H26V154H27ZM107 152H109V151H107ZM113 152H112V154H113ZM138 152H140V150H138ZM150 152H151V151H150ZM156 152H157V151H156ZM156 152H155V151L151 152V155H152V153H156ZM184 152H186V151H184ZM202 152H203V151H202ZM248 152H249V153H248ZM11 153H12V152H11ZM11 153H10V154H11ZM13 153H14V152H13ZM17 153H16V154H17ZM118 153H119V152H118ZM118 153H117V154H118ZM129 153H130V152H129ZM136 153H137V152H136ZM142 153L145 155V152H144V151L141 152V155H142ZM158 153H159V152H158ZM161 153H162V152H161ZM163 153H165V152L163 151ZM178 153H179V152H178ZM187 153H188V152H187ZM189 153H190V152H189ZM195 153H196V154H195ZM199 153H201V151H200ZM231 153H232V154H231ZM247 153H248V154H251V155H250V156L252 157L251 160H249L250 158L247 159V158L245 157V154H247ZM256 153H258V152H256ZM8 154H9V153H7V155H6L7 157L10 156V155H8ZM134 154L132 153V155H131V153H130V156H132V157L128 156V158H129V162H128V163H130L131 161H134V160H133L134 157H135V158L140 157V156H139L140 154H139V155H137V154L134 155ZM146 154H147V153H146ZM230 154H231V155H230ZM253 154H254V156H252ZM263 154H264V153H263ZM11 155H13V154H11ZM115 155H116V154H115ZM115 155H113V157H118V156H120V155H118V156H115ZM124 155H123V156H124ZM133 155H134V156H133ZM136 155H137V156H136ZM148 155H149V154H148ZM155 155H156V154H155ZM157 155H158V154H157ZM161 155H162V154H161ZM164 155H166V154H164ZM171 155H172V154H171ZM260 155H262V154H260ZM4 156H5V154H4ZM146 156H147V155H146ZM146 156H145V157H146ZM169 156H170V155H169ZM209 156H210V155H209ZM247 156L249 157V155H247ZM263 156H264V155H263ZM7 157H6V159H7ZM14 157H15V156H14ZM14 157H13V158H14ZM110 157H111V159L108 160L110 163H109L108 161H107V162H108V163H107V162L104 160L107 164H105V165L102 164L100 167H102V166L105 167V166H106V168H107L108 165H109L108 170L113 171V174H112L111 177L116 176V175L118 176V174H116V172L118 173V171H119L118 168L121 169V167H122L123 165L126 167L127 164L125 165V164H123V163H127V160H126L127 157L125 156L126 158L124 157V159H123V157H122V159H121V156H120V159L123 160L122 163H121V160H120L119 158H112V155H110ZM149 157H150V156H149ZM151 157H152V156H151ZM156 157H157V156H156ZM160 157H161V156H160ZM160 157H158V158H160ZM167 157H168V156H167ZM214 157H215V156H214ZM261 157H262V156H261ZM0 158H1V157H0ZM3 158H4V157H3ZM10 158L13 159L12 157H10ZM10 158H8V159L10 160ZM103 158H104V157H103ZM131 158H133V159L131 160ZM140 158L142 159V158H143V155H142V157H140ZM158 158H157V159H158ZM162 158H163V157H161V159H162ZM170 158H171V157H170ZM189 158H190V157H189ZM191 158H192V157H191ZM210 158H211V157H210ZM210 158H209V159H210ZM242 158H243V159H242ZM1 159H2V158H1ZM4 159H5V158H4ZM8 159H7V160H8ZM14 159H15V158H14ZM107 159H108V155H107ZM107 159H106V160H107ZM113 159H114V160H113ZM115 159H118V160L116 161L117 164L115 163ZM137 159H138V158H137ZM143 159H144V158H143ZM148 159H150V158H148ZM203 159H205V158H203ZM7 160H6V161H7ZM22 160H23V159H22ZM28 160H29V159H28ZM138 160H139V159H138ZM152 160H154V159H152ZM163 160H164V159H163ZM214 160H215V159H214ZM243 160H244V161H243ZM260 160H261V159H260ZM1 161H2V160H1ZM1 161H0V163H1ZM15 161H16V160H15ZM111 161L114 162L115 164L111 163ZM124 161H126V162H124ZM139 161H140V160H139ZM142 161H143V160H141L140 163H141ZM148 161H150V160H147V162H148ZM165 161H166V159H165ZM165 161H163V162H165ZM179 161H181V160H179ZM207 161H208V160H207ZM220 161H221V160H220ZM220 161H218L219 164H220L219 166H220V167L223 166V168H225V166H224L225 162H223V164H222V162H220ZM223 161H225V160H223ZM251 161H252V162H251ZM261 161H263V163H264V160H261ZM11 162H14V160L11 161ZM11 162L9 161V164H10ZM105 162H104V163H105ZM143 162H145V160H144ZM143 162H142V163H143ZM147 162H145V164H147ZM154 162H155V161H153L152 164H153ZM166 162H168V161H166ZM188 162H189V161H188ZM240 162L243 163L244 168H243V165H242ZM245 162H246V163H245ZM3 163H5V162H3ZM3 163H1V164H3ZM6 163H7V162H6ZM6 163H5V164H6ZM14 163H15V162H14ZM102 163H103V162H102ZM119 163H120V164H123V165H122L121 167H117V166H120ZM134 163L137 164V161H135ZM134 163H133V164H134ZM142 163H141L140 165H143ZM157 163H158V162H157ZM173 163H174V162H173ZM173 163H172V164H173ZM175 163H176V161H175ZM214 163H215V162H214ZM238 163L236 162V164H238ZM247 163H248V165H250V166H247V165H246ZM252 163H253V164H252ZM257 163H255V164H257ZM12 164H13V163H12ZM12 164H11V167H10V165H8V166H9L10 168H12ZM111 164H112V165H111ZM133 164H132V165H133ZM166 164H167V163H164V166H163V164H161L160 167H158V168L161 169V167H162V168L165 167V169H166V166H167L168 164L171 165L170 163H168L167 165H166ZM179 164H181V163L179 162ZM209 164H210V163H209ZM217 164H218V163H217ZM15 165H16V164H15ZM15 165L13 166L14 168H15ZM115 165H116V166H115ZM128 165H129V164H128ZM138 165H139V163H138ZM150 165H151V164H150ZM153 165H155V163H154ZM165 165H166V166H165ZM177 165H178V164H177ZM188 165H191V164H188ZM261 165H262V166H261ZM2 166H4V165H2ZM16 166H17V165H16ZM113 166H114V167H113ZM124 166L122 167L123 170H124V168H125ZM146 166H148V165H146ZM146 166H145V167H146ZM157 166H158V165H157ZM157 166H156V168H157ZM181 166H182V165H181ZM240 166H241V167H240ZM245 166H247V168H246ZM115 167H117V168H115ZM133 167H134V166H133ZM133 167H132V168H133ZM139 167H142V166H139ZM139 167H138V168H139ZM151 167L154 168V166H151ZM168 167H169V168H172V167L174 168V166H172V167H171V166H168ZM202 167H204V165H203ZM253 167L256 168V170H253ZM0 168H1V167H0ZM5 168H7V166L4 167V169H5ZM14 168H13V171L15 170ZM109 168H110V169H109ZM111 168H113V169H111ZM114 168L117 169L118 171H117V170H114ZM129 168H130V167H129ZM135 168H136V171H135ZM147 168H148V167H147ZM169 168H168V169H169ZM190 168H191V167H189V169H190ZM200 168H201V167H200ZM212 168H213V167H212ZM221 168H222V167H221ZM2 169H3V167H2ZM141 169H142V168H140V170H141ZM148 169H149V168H148ZM160 169H158V170H160ZM176 169H178V168H176ZM176 169H175V170H176ZM189 169H188V170H189ZM226 169H228V170L230 171L232 168H231V169L226 168ZM239 169H238V170H235V169H234L235 171H234V170H232V171H233V173H237V172L239 173V171H241V170H239ZM243 169H244L245 171H244ZM246 169H248V171H246ZM104 170H106V169H104ZM108 170L105 171L106 173L103 172L102 177L100 176V173H98L97 176H100L98 179L108 177L107 175L110 174V173L108 174ZM123 170H121L120 172H122ZM125 170L127 171V168H126ZM128 170H129V169H128ZM133 170L135 171V173H134V171H133V174L136 175V176L133 175V176H132V180H133V179H134V180H137V181H138V179L141 180V177H140L139 175H138V176H139L140 178H136V177H137V174H138L137 171H139V170L137 169V167H134ZM145 170H146V169H143V171H145ZM150 170H151V169H150ZM150 170H148V171H150ZM155 170H156V169L154 168V171H155ZM166 170H167V169H166ZM169 170H170V169H169ZM198 170H199V169H198ZM4 171H5V170H4ZM11 171H12V169H11ZM161 171H162V169H161ZM161 171H160V174H161ZM164 171H165V170H164ZM177 171H179V170H177ZM190 171H191V169L189 170V172H188V171H187V172H188L192 177H191L190 175H187V176L191 177L190 179H189V178H188V179H189L190 181H191V179H192V180L194 179V181H195L196 178H193L194 176H193L192 172H190ZM210 171H212V170H210ZM232 171H230V172L232 173ZM2 172H3V171H2ZM114 172H115V173H114ZM128 172H129V171H128ZM162 172H163V171H162ZM169 172H170V171H169ZM184 172H185V171H184ZM213 172H214V171H213ZM223 172H224V171H223ZM8 173H10V172H8ZM111 173H112V172H111ZM123 173H124V172H123ZM130 173L132 174V172H130ZM136 173H137V174H136ZM140 173L142 174L141 171H140ZM145 173H146V175H149V172L145 171ZM145 173H144V174H145ZM147 173H148V174H147ZM152 173H153V172H152ZM152 173H151V174H152ZM155 173H159V171L157 172V170H156ZM175 173H177V172H174V174H175ZM182 173H183V172H182ZM233 173H232V174H233ZM238 173H237V174H238ZM240 173H241V172H240ZM259 173H260V171H259ZM3 174H5V173L3 172ZM104 174H106V177H104V176H105ZM114 174H116V175H114ZM120 174H121V173H120ZM127 174H128V173H127ZM141 174H140V175H141ZM144 174L142 175V176H143V177H142L143 180L145 179V178H144V176H145ZM151 174H150V175H151ZM164 174H165V173H164ZM167 174H168V173L166 172V176H167ZM170 174H171V175H170ZM170 174H169V175L172 176L173 173H170ZM178 174H180V172H178ZM178 174H177V175H178ZM186 174H187V173H186ZM198 174H199V173H198ZM218 174H219V175H218ZM10 175H11V174H10ZM12 175H13V174H12ZM125 175H126V172H125ZM129 175H130V174H129ZM158 175H159V174H158ZM177 175H176V174L173 175L175 179H176V176H177ZM180 175H182V174H180ZM180 175H179V177H180ZM200 175L203 176L204 174L202 175V174L200 173ZM200 175H199V176H200ZM208 175H209L210 177H209ZM208 175H207V173H206L205 176H207L208 178H210L211 181H212V178H213V177L215 178V177H217V175H218V176H220L219 178H221L223 174L217 173V175H213V174H211V173H208ZM248 175H249V177H250V174H249V173H248ZM261 175H262V174H261ZM1 176H2V173H1ZM5 176H6V174H5ZM117 176H116V177H117ZM153 176H154V175H153ZM163 176H164V175H163ZM166 176H164V178H165ZM173 176H172V177H173ZM184 176H185V175H184ZM187 176H186L185 178H187ZM116 177H114V178H116ZM129 177H130V176H129ZM129 177H128V178H129ZM134 177H135L136 179H135ZM150 177H151V176H149V178H150ZM168 177H169V176H168ZM211 177H212V178H211ZM249 177H248V178H249ZM251 177H252V176H251ZM253 177H254V175H253ZM257 177H258V176H257ZM6 178H7V177H6ZM89 178H91V177H89ZM93 178H94V177H93ZM93 178H92V179H93ZM109 178H110V176H109ZM117 178H118V177H117ZM122 178H123V177H122ZM126 178H127V177H126ZM153 178H154V177H153ZM153 178H152V180H154V179L157 178V177L155 176V178H154V179H153ZM164 178H163V179H164ZM166 178H167V177H166ZM169 178H170V177H169ZM180 178H181V177H180ZM180 178H178L177 181H176V180L173 181V182L171 183L170 187H167L168 184L166 183V182H169V181H168V178L165 179V182H162V178H160V179L158 180L159 183H160V182L164 183V185H159V186L162 188V192H157V191H158L157 189H154V190L152 191L153 193H152V192L150 191V189H149V191H150V192H149L146 186H145V187H146L145 190H147V191L150 193V195H151V194H154L155 197H157V196L159 195V196L157 197V198H158L157 200H160L159 202L162 203L161 205H164V204H165L164 207L161 206V205H159V206H160L161 209H163V210L166 208L165 211L168 210L167 212L169 213V211H171V210H169V209L171 208V206L176 204L175 200L177 201L178 198H179L180 196H182V194L184 193V189L181 190L180 188H176V187H174V186H178V185H179L178 183H180V182H182V184L184 185L183 182L186 181L187 183L185 182V186H184V187L187 186L186 184H189V187H190V183L188 182V179H187V180L184 179V181H180V180H181ZM183 178H184V177H183ZM201 178H203V177H201ZM204 178H206V177H204ZM204 178H203V179H204ZM230 178H232L233 181L236 180V178L233 177V175H232V177L230 176ZM1 179H2V178H1ZM95 179H96V178H95ZM123 179H125V178H123ZM130 179H131V177H130ZM147 179H148V176H147ZM157 179H158V178H157ZM157 179L154 180V181L156 182V184L158 183ZM224 179H225V178H224ZM103 180H104V179H103ZM103 180H102V181H103ZM109 180H110V179H109ZM128 180H129V179H127V184H128ZM132 180H131V182H132ZM160 180H161V181H160ZM216 180H217V181H216ZM219 180H220V179L215 178V179L213 180V182H218ZM221 180H223V179H221ZM221 180H220V181H221ZM243 180H244V179H243ZM258 180H259V179H258ZM1 181H2V180H1ZM89 181H91V179H90ZM89 181H88V182H89ZM94 181H95V180H94ZM99 181H101V180H99ZM115 181H116V180H115ZM117 181H119V180H117ZM150 181H151V180H150ZM211 181H210V182H211ZM220 181H219V182H220ZM223 181H224V180H223ZM4 182H5V181H4ZM107 182H109V181H107ZM129 182H130V181H129ZM135 182H136V181H135ZM135 182L133 181L132 183H129V185L131 186V185L134 183V185L132 186V188H135L134 186H137V185H135V184H136ZM141 182H142V181H141ZM146 182H147V181L145 180V183H146ZM155 182H153V183H155ZM202 182H203V180H202ZM202 182H201L200 185H202ZM92 183L96 184L97 182H93V181H91V182H89V184H88L89 186H88V185H85V187L87 186V190H88L89 187H91V188H89L90 192L86 191V189H84V188H85V187H84L82 190H79V192H81V191H82V192H81V193H78V194L75 193L76 195L73 196V197H75V198H72V199H73V200H74V199H75V200H81V199H78L77 196H80L79 194H82L84 191H85L84 194H82L83 197H84L85 193H86V194L88 193V194H89V197L91 196V198H92V193H94L95 189L97 190V188H99V186H100L99 183H100V182H98L99 186H98V184H96L97 187H96L95 185H93V187H92ZM109 183H110V182H109ZM115 183H116V182H115ZM121 183H122V181H121ZM145 183H144V184H145ZM147 183H148V182H147ZM150 183H152V182H150ZM150 183H148V184H150ZM159 183H158V184H159ZM176 183H177L178 185H176ZM262 183H263V180H262ZM101 184H102V183H101ZM123 184H124V182H123ZM137 184H141V183L138 181ZM144 184H143V185H144ZM182 184H181V185H182ZM194 184H195V183H194ZM211 184H212V182H211ZM220 184H221V182L218 183V184L215 183L216 187H217V185L219 186ZM113 185H114V184H113ZM113 185H112V186H113ZM120 185H121V184H120ZM141 185H142V184H141ZM172 185H174L173 187L176 188L177 190L174 189V188H172V189H173V190H172V189H171V186H172ZM181 185H180L179 187H181ZM207 185H208V184H207ZM223 185H225V184L223 183ZM123 186H124V185H123ZM123 186H122V188H123ZM126 186H127V185H126ZM130 186H129V187H130ZM139 186H140V185H139ZM152 186H153V185H152ZM159 186H158V187H159ZM168 186H169V185H168ZM257 186H258V185H257ZM102 187H103V186H102ZM108 187H109V186H108ZM118 187H119V186H118ZM118 187H117V188H118ZM129 187H128V188H129ZM149 187H150V186H149ZM189 187H186V188H189ZM209 187H210V186H209ZM223 187H224V186H223ZM255 187H256V186H255ZM259 187H260V186H259ZM94 188H95V189H94ZM119 188H120V187H119ZM122 188H120V189H122ZM128 188H127V189H128ZM130 188H131V187H130ZM140 188H141V186H140ZM140 188H138V189L140 190ZM151 188H152V187H151ZM155 188H156V187H155ZM165 188H168V190H172V192L170 191L171 194H172V193H173L172 195L177 194V195H175V196L178 197V198L172 197V199H171L170 196H168V195H171V194H169V193H168V190L165 189ZM169 188H170V189H169ZM181 188H182V187H181ZM198 188H199V187H198ZM257 188H258V187H257ZM257 188H256V189H257ZM92 189H93V190H92ZM111 189H114V188H111ZM124 189H125V188H124ZM136 189H137V188H136ZM138 189H137V190H138ZM164 189H165L166 191L163 192ZM178 189H179V190H178ZM203 189H204V188H203ZM212 189H214V188H212ZM222 189H223V188H222ZM246 189H247V188H246ZM256 189H255V190H256ZM91 190H92V192H91ZM98 190H100V189H98ZM107 190H108V189H107ZM118 190H119V189H118ZM122 190H123V189H122ZM131 190H133V189H131ZM151 190H152V189H151ZM156 190H157V191H156ZM196 190H197V188H196ZM248 190H249V189H248ZM258 190H259V188H258ZM258 190H256V191H258ZM260 190H261V189H260ZM125 191H126V190H125ZM127 191H128V190H127ZM147 191H146V192H147ZM159 191H160V190H159ZM262 191H264L263 188H262L261 191H259V193H261ZM95 192H96V191H95ZM111 192H112V191H111ZM113 192L117 193V191H115V190H114ZM121 192H122V191H121ZM121 192H119V193H121ZM136 192H137V191H136ZM138 192H139V191H138ZM142 192H143V191H142ZM142 192H141V193H142ZM144 192H145V191H144ZM154 192H157L158 194H157V193L155 194ZM193 192H194V191H193ZM196 192H197L198 197H199V196H200V195H199V189H198V191H196ZM196 192H195V193H196ZM200 192H201V191H200ZM203 192H204V190H203ZM247 192H248V191H247ZM124 193H125V192H124ZM134 193H135V192H134ZM149 193H148V194H149ZM161 193H162V194H161ZM164 193H166L165 195L168 196L169 198H167V197H166V198L163 197V196H164V195H163ZM174 193H175V194H174ZM191 193H192V192H191ZM195 193H194V195H192L193 198L195 197ZM204 193H205V192H204ZM259 193H258V195H259V197H261ZM262 193H263V192H262ZM90 194H91V195H90ZM125 194H126V193H125ZM125 194H124V195H125ZM144 194L146 195V193H144ZM148 194H147V195H148ZM178 194H181V195H178ZM200 194H201V196H202L203 193H200ZM245 194H246V197H247V196H248L247 193H245ZM250 194L253 195V193H252L251 191H250ZM103 195H104V194H103ZM115 195H119V194H115ZM127 195H129L128 192H127V194L125 195V196H126V199L129 198V197H127ZM135 195H136V193H135ZM135 195H132V193H131V196L135 197ZM137 195H138V194H137ZM252 195H251V196H252ZM85 196H86V195H85ZM94 196H96V195H94ZM94 196H93V197H94ZM98 196L101 197V196L99 195V191H98ZM125 196H124V197H125ZM139 196H140V195H139ZM139 196H138L137 198H139ZM143 196H144V195H143ZM151 196H152V195H151ZM253 196H255V195H253ZM89 197H86V198H87V201H91V199H90ZM103 197H104V196H103ZM108 197H109V196H108ZM110 197H111V196H110ZM113 197H115V196H113ZM113 197H112V198H113ZM121 197H122V195H121ZM162 197L165 198V199H163ZM198 197H197V195H196V197H195L196 199L194 198L193 200H192V197L187 198L188 200H192V201L190 202V204L193 202L192 204H193V205L195 204L194 206H191L190 204H189V206H188L186 203H184V200L181 201V203H182V204L180 203V204H181V207L185 205L184 207H182L183 210H184V212H183V210H182L181 207H180V209L177 208L178 210H177L176 213H178V211H180V212H179V213H180L179 216L181 217V218H180L181 220L183 219L182 222H183L184 224L187 223V222H186L187 220H188V222L191 223L192 220L195 219V218H193V217L195 216V215H193V210H194V209H195V213H196V212L199 211V210H198L199 207H201V206L204 207L203 205L198 204V202H196V201L198 200V199H197ZM217 197H218V196H217ZM217 197H216V198H217ZM224 197H225V196H224ZM244 197H245V196H244ZM249 197H250V196H249ZM249 197H248V198H249ZM263 197H264V196H263ZM84 198H85V197H84ZM86 198H85V199H86ZM122 198H123V197H122ZM130 198H131V200L129 199V201H128L127 203H130V201L133 200L132 197H130ZM137 198H135V199L138 200ZM152 198H154V196H152ZM180 198H184V197H180ZM180 198H179V199H180ZM211 198H212V197H211ZM213 198H214V197H213ZM250 198H251V197H250ZM8 199H9V198H8ZM42 199H43V195H39L38 198L30 200V201L27 203V204H28V205H27L28 208H26V205H25V206L20 210V212H19L18 214H16V215H13V214H12V215H9V214L4 213V212H3L2 214H0V264H14V262H13V256H15L17 252H20L19 247H20V245H21L23 239H25V238L30 239V238L34 235L35 238H33V240L30 241V242H31L30 244L32 245L33 242H34L36 245H37L38 242L40 243V241H41V240H40L41 237L39 238V235H38V218H37V213L40 214V211L42 210V206L44 205V203H42V201H43ZM97 199H99V198H97ZM100 199H102V198H100ZM104 199H106V198H104ZM119 199H120V197H119ZM135 199H134V200H135ZM139 199H141V196H140ZM142 199H143V198H142ZM167 199H169V200H167ZM170 199H171V200H170ZM252 199H253V198H252ZM260 199H261V198H260ZM262 199H264V198H262ZM75 200H74V201H75ZM83 200H84V199H82L81 201H83ZM92 200H94V198H92ZM107 200H108V199H107ZM109 200H111V199H109ZM112 200H113V199H112ZM114 200H115V199H114ZM117 200H118V199H117ZM122 200H124V198L121 199V200H119V201H122ZM147 200H148V199H147ZM149 200H150V196H149ZM161 200H162V201H161ZM165 200H167V201H165ZM172 200H174V201H172ZM195 200H196V201H195ZM211 200H212V199H211ZM139 201L141 202L142 200H139ZM168 201H169V202H168ZM186 201H187V200H186ZM224 201H225V200H224ZM246 201H247V200H246ZM257 201H258V199H257ZM109 202H112V203H113V201H109ZM114 202H116V201H114ZM123 202H126V201H123ZM132 202H135V201H132ZM140 202L137 203V201H136L135 204L137 205V204H139ZM153 202H154V201H153ZM163 202H165V203H163ZM166 202H168L167 204H168L169 206L166 204ZM170 202H171V203H170ZM172 202H175V204H174V203L172 204ZM205 202H206V201H205ZM251 202H252V200H251ZM255 202H256V201H255ZM66 203H67V202H66ZM66 203H63V205H62V206H64V205L67 206V207L64 206L65 209H64V207H62V206L60 205L61 207H60V209H59L58 211H56V209H58V208H56L55 210L51 211V213H49V214H52V213H53V216H54V215L57 216V219H56L57 221L54 220L55 216L52 217L51 215H49V216H50V219H49V216L47 215L48 217L45 218L46 221L44 222V223H46L47 225L45 224L46 227H44V229L40 231L41 233H44V234H45L46 232L48 233V230H47L48 227H53V228H51V229L53 230V232H55V231H54V230H56L55 227H57V224H59L60 221H61L62 224H64V222H68V224L70 225L69 221H71V220H67V221H66V216H68V215L70 216L72 213L75 214V215H73V214H72V215H73L76 219L79 218V217H78L79 214H77V217H78V218H77V217H76V213H75L76 211L74 212V211H72L71 209H69V208H71V206H70L69 203H67L68 205H67ZM85 203H86V201H85ZM94 203H95V201H94ZM112 203H111V204H112ZM116 203H117V202H116ZM118 203H119V202H118ZM120 203H121V202H120ZM120 203H119V204H120ZM145 203H146V202H145ZM151 203H152V200H151ZM151 203H150V204H151ZM183 203H184V204H183ZM188 203H189V202H188ZM220 203H222V202H220ZM246 203H247V202H246ZM253 203H254V202H253ZM263 203H264V202H262V204H263ZM83 204H84V203H83ZM83 204H80V205H83ZM92 204H93V203H92ZM102 204H103V202H102ZM102 204H101V205H102ZM104 204H105V203H104ZM111 204H110V205H111ZM121 204H122V203H121ZM121 204H120V205H121ZM123 204L125 205V203H123ZM171 204H172V205H171ZM212 204H213V203H212ZM212 204H211V205H212ZM217 204H218V203H217ZM248 204H249V201H248ZM256 204H258V202H257ZM256 204H255V206H256ZM96 205H97V203H96ZM117 205H118V204H117ZM132 205H134V204L132 203ZM132 205H130V206H132ZM136 205H134V207H135L134 211L136 210ZM145 205H146V204H143V203L141 202V203L139 204V208H140L141 206H144V208L146 209L147 206H145ZM166 205H167V207H166ZM211 205H210V206H211ZM218 205H219V204H218ZM220 205H222V204H220ZM249 205H251V203H250ZM259 205H261V204L259 203L258 206H256V207H257V208H258V207H261V206H259ZM69 206H70V207H69ZM78 206H79V205H78ZM83 206H84V205H83ZM85 206H86V207H84V209H82L83 211L88 207V204H85ZM89 206H90V202H89ZM93 206H94V205H93ZM107 206H108V204H107ZM113 206H114V204H113ZM126 206H129V204H127ZM126 206H125V207H126ZM190 206H191V207H190ZM197 206H198V207H197ZM223 206H224V205H223ZM226 206H227V205H226ZM233 206H234V205H233ZM235 206H236V204H235ZM243 206H244V205H243ZM246 206H247V205H246ZM252 206H254V205H252ZM255 206H254V207H255ZM68 207H69V208H68ZM72 207H73V206H72ZM151 207H152V206H151ZM153 207H154V206H153ZM162 207H163V208H162ZM178 207H179V206H178ZM186 207H188V208H190V209H188V208H186ZM192 207H193V210H192ZM218 207H220V206H218ZM228 207H230V206H228ZM239 207H240V206H239ZM249 207H250V206H249ZM249 207H248V208H249ZM62 208H63V209H62ZM66 208H67V209H66ZM75 208H76V207H75ZM81 208H82V207H81ZM92 208H93V207H92ZM99 208H100V207H99ZM108 208H109L108 210H111V209H113V208H115V207H112V206H111V209H110V207L108 206ZM132 208H133V207H132ZM142 208H143V207H142ZM158 208H159V207H158ZM197 208H198V209H197ZM232 208H233V207H232ZM252 208H253V207H251V209H252ZM68 209L70 210V214L68 213V212H69ZM77 209L80 210V208H76V210H77ZM89 209H90V208H89ZM96 209H97V208H96ZM115 209H116V208H115ZM115 209H114V210H115ZM119 209H120V208H119ZM119 209H117V210H119ZM125 209H128V208L126 207ZM140 209H141V208H140ZM148 209H149V206H148ZM185 209H187L189 212H185V211H187V210H185ZM196 209H197L198 211H197ZM216 209H217V208H216ZM63 210H68V211H63ZM73 210H74V209H73ZM99 210H100V209H99ZM121 210H122V209H121ZM152 210H153V209L151 208V211H152ZM230 210H232V209H230ZM248 210H249V209H248ZM252 210H253V209H252ZM61 211H62L63 213H62ZM88 211H89V210H88ZM96 211H98V210H96ZM100 211H101V210H100ZM119 211H120V210H119ZM129 211H130V210H129ZM143 211H144V209H143ZM149 211H150V210H149ZM181 211H182V215H181ZM191 211H192V214H191ZM64 212H65V213H64ZM66 212H67V213H66ZM71 212H72V213H71ZM77 212H79V211H77ZM93 212H94V211H93ZM102 212H103V211H102ZM102 212H101V213H102ZM113 212H114V211H113ZM113 212H112V213H113ZM139 212H140V210H139ZM141 212H142V210H141ZM144 212H145V211H144ZM237 212H238V210H237ZM251 212H252V211H251ZM54 213H55V214H54ZM56 213H59V214H68V215H66V216L64 215L65 220L63 221L64 217H63L62 215H60V216H61V217H60L59 214H56ZM88 213H89V212H88ZM101 213H99V214H101ZM105 213L107 214V212H105ZM123 213H124V212H122L121 216L124 215ZM153 213H154V212H153ZM163 213H164V212H163ZM170 213H171V212H170ZM199 213H200V212H199ZM202 213H205V212H202ZM252 213H253V212H252ZM255 213H257V212L255 211ZM81 214H82V213H81ZM81 214H80L79 216H81ZM85 214H86V210H85ZM99 214H97V216H99ZM103 214H104V212H103ZM113 214H114V213H113ZM115 214H116V213H115ZM126 214H128V213L126 212ZM157 214H158V213H157ZM186 214H188V215H186ZM190 214H191V215H190ZM197 214H198V213H197ZM88 215H89V214H87V216H88ZM92 215H94V214H92ZM95 215H96V214H95ZM101 215H102V214H101ZM134 215H135V214H134ZM185 215H186V216H185ZM245 215H246V214H245ZM250 215H252V214H250ZM105 216H106V215H104L103 218H104ZM109 216H110V215H109ZM125 216H126V215H125ZM125 216H124V217L122 216L121 218H125ZM127 216H129V214H128ZM162 216H163V215H162ZM164 216H165V215H164ZM187 216H189V217H187ZM196 216H197V215H196ZM252 216H254V213H253ZM252 216H250L251 219H252ZM258 216L262 217V216H264V215L261 216V215L259 214ZM51 217H52L53 219H52ZM59 217H60L61 219H60ZM62 217H63V218H62ZM88 217H90V215H89ZM91 217H92V216H91ZM94 217H95V216H94ZM116 217H118V216H116ZM154 217H156V216H154ZM260 217H259V218H260ZM58 218H59V219H58ZM71 218L73 219L72 216H70V219H71ZM82 218H83V217H82ZM86 218H87V217H86ZM96 218H97V217H96ZM98 218H99V217H98ZM98 218H97V219H98ZM121 218H120V220H121ZM184 218H185V219H184ZM187 218H188V219H187ZM191 218H192V220H191ZM202 218H203V220H204V217H202ZM206 218H207V217H206ZM257 218H258V217H257ZM51 219H52V220H51ZM68 219H69V217H68ZM87 219H88V218H87ZM91 219H93V218H91ZM94 219H95V218H94ZM111 219H112V218H111ZM127 219H129V218H127ZM137 219H138V218H137ZM163 219H164V218H163ZM207 219H208V218H207ZM47 220H48L49 222H50V220H51L52 223H51V222H50V224L47 223ZM85 220H86V219H85ZM85 220H83V221H85ZM95 220H96V219H95ZM101 220H102V217H101ZM160 220H161V219H160ZM189 220H190V221H189ZM238 220H240V219H238ZM255 220H257V219H255ZM255 220H254V222H255ZM259 220H261V219H259ZM76 221H77V220H76ZM105 221H108V220H105ZM118 221H119V220H118ZM133 221H134V220H133ZM208 221H209V220H208ZM208 221L206 220V222H208ZM261 221H262V220H261ZM55 222H56V223L58 222V223L55 224ZM73 222H74V221H73ZM77 222H78V221H77ZM80 222H81V221H80ZM87 222H88V221H87ZM93 222H96V224H97V223H98V224L100 223V222H97V221H93ZM101 222H102V221H101ZM111 222H112V223H111ZM111 222L109 221L108 225L105 224V222H104V223H101V224H105V225H103V228H104V229H105L104 226H106V225L109 226L110 223H111V225L115 224V226H112V227H116V223H115V222L113 223V221H111ZM120 222H121V221H120ZM138 222H139V220H138ZM138 222H137V223H138ZM145 222H146V221H145ZM209 222H210V221H209ZM241 222H242V219H241ZM249 222H250V221H249ZM61 223L58 225V228H59V226H60V228L63 227V229H64V226H65V225H61ZM71 223H72V221H71ZM78 223H79V222H78ZM83 223H84V222H83ZM85 223H86V221H85ZM121 223H122V222H121ZM139 223H140V222H139ZM246 223H248V222H246ZM53 224H54L55 226H54ZM65 224H67V223H65ZM68 224H67V225H68ZM73 224H74V223H72L71 225H73ZM122 224H123V223H122ZM125 224H127V222H126ZM125 224L123 225V228H124ZM129 224H131V223H129ZM129 224H128L127 226H130ZM43 225H44V224H43ZM78 225H79V224H78ZM80 225H81V224H80ZM82 225H83V224H82ZM87 225H88L87 227H89L90 223H89V224L87 223ZM111 225H110V227H111ZM135 225H136V224H135ZM135 225H134V222H133L132 227L135 226ZM247 225H248V224H247ZM92 226H93V225H92ZM97 226H98V225H97ZM97 226H96V227H97ZM107 226H106V227H107ZM256 226H257V225H256ZM65 227H66V226H65ZM67 227H68V226H67ZM82 227H83V226H82ZM119 227H120V228H118V224H117V227H116V228H110V229L112 230L111 233H109L110 236H113L114 233H115L116 235L113 236V237H114L113 239L116 240L117 238H115V237H118L117 241H119V240H120V241L124 240V241H122L123 243H122V242H119V243H122V244H124V242H126V239H128V238H126V236H127V237H130V238L128 239V243H126V246H128L127 244L130 245V244H131L130 242L133 243V240H134V239H132V238H136L137 235H134V234H137L136 232H138V231H137V229H138L137 227H138V226H136L135 229H134V227L131 229L130 232H131V234H133V236H131L130 234H129L130 236L127 235V234H128L127 232H129V231H127V232L125 231V229H126V226H125V229H123L124 231L121 230V231H123V233H124V232L126 233V235H125V233H124V235H125V236H124L125 239H124L123 237H121V236H123V234H122L121 236L119 235L120 232H118L117 228H118V229H121L120 224H119ZM130 227H131V226H130ZM143 227H144V224H143ZM153 227H154V226H153ZM153 227H152V229H153ZM155 227H156V230L160 229V226H159V228H158L157 226H155ZM248 227H249V229H250V225H249ZM252 227H253V225H252ZM252 227H251V228H252ZM254 227H255V226H254ZM258 227H259V225H258ZM258 227H255V228H257V230H261V229H259ZM58 228H57L56 231L61 230L60 228H59V229H58ZM73 228H74V226H72V231H73ZM76 228H78V227H76ZM80 228H81V226H80ZM89 228H90V227H89ZM194 228L198 230L199 227L197 228V226H194ZM68 229H69V228H68ZM68 229H66L65 231H67ZM87 229H88V228H87ZM87 229H86V230H87ZM93 229L98 230V229H96V228H94V227H93ZM104 229L101 228V230H104ZM115 229H116L117 231H116ZM139 229L142 230V229H145V228H142V226H141V227H139ZM149 229H150V228H149ZM154 229H155V228H154ZM154 229H153V232H154ZM162 229H163V228H162ZM235 229H236V228H235ZM235 229H233V230H235ZM89 230H90V229H89ZM101 230H100V231H101ZM107 230H108V228H107ZM128 230H130V229H128ZM132 230H135L136 232L134 233V231H132ZM197 230H196V231H197ZM201 230H202V229H201ZM253 230H254V229H253ZM44 231H45V232H44ZM49 231H50V230H49ZM62 231H63V230H62ZM83 231H84V229H83ZM83 231H81L82 234H83ZM109 231H110V230H108V232H109ZM150 231H151V230H150ZM158 231H160V230H158ZM255 231H256V230H255ZM50 232H52V231H50ZM75 232H76V233L80 232V229H79V231H75ZM84 232L87 233V231H84ZM130 232H129V233H130ZM139 232H140V230H139ZM139 232H138V236H137V238L135 239V243H136V240H137V239H140V238H139V237H140V236H139ZM141 232H142V231H141ZM146 232H147V231H146ZM198 232H200V228H199ZM198 232H197V233H198ZM202 232H204V231H202ZM237 232H238V231H237ZM257 232H258V231H257ZM41 233H39L40 236H41ZM55 233L58 234V232H55ZM61 233H62V232H61ZM65 233H66V232H65ZM65 233H63L64 237L67 235V234H65ZM68 233H69V231H68ZM70 233H71V232H70ZM98 233H99V232H98ZM105 233L107 234V237H109V234L107 233V231H106ZM142 233H143V232H142ZM167 233H168V232H167ZM167 233H166V234H167ZM50 234H52V236L54 235L53 233H50ZM57 234H56V236H57ZM80 234H81V233H80ZM80 234H79V237H80ZM82 234H81V236H82ZM91 234H93V233H91ZM101 234H102V235H101ZM101 234H100L101 236H105V235H106V234H104V233H102V232H101ZM103 234H104V235H103ZM147 234H148V233H147ZM163 234H165V232H163ZM232 234H233V232H232ZM254 234H255V233H254ZM256 234H257V233H256ZM259 234H260V233H259ZM262 234H263V232H262ZM47 235H48V234H47ZM60 235H61V234L59 233V237H60ZM63 235H62V240H64V239H63ZM68 235H69V234H68ZM74 235H75V234H74ZM83 235H85V234H83ZM97 235H98V234H97ZM118 235H119V236H118ZM167 235H168V234H167ZM167 235H165V236H167ZM195 235H196V233H195ZM199 235H202V236H203V234H201V233H200ZM37 236H38V237H37ZM45 236H46V235H45ZM56 236H54V237L57 239ZM75 236H76V235H75ZM75 236H72V237L76 238ZM98 236H99V235H98ZM145 236H146V235H145ZM154 236H155V235H153V237H152L153 239L155 238ZM159 236H160V235H159ZM252 236H253V235H251V237H252ZM254 236H255V235H254ZM254 236H253L252 238H254ZM48 237H49V236H48ZM48 237H47V238H48ZM70 237H71V236H70ZM70 237H69V238H70ZM72 237H71V238H72ZM86 237H87V235H86ZM96 237H97V236H96ZM120 237H121L122 239H120ZM131 237H132V238H131ZM156 237H157V236H156ZM162 237H163V236H162ZM192 237L195 238L194 236H192ZM196 237L198 238V236H196ZM256 237H257V236H256ZM259 237H260V236H259ZM261 237H262V236H261ZM261 237L259 238V240L261 239ZM38 238H39V239H38ZM52 238H53V237H52ZM55 238H53V239H55ZM67 238H68V236H67ZM99 238H101L100 240H102L103 242H104V240H105L106 243H107V242L109 243L110 240H113V239H109L110 237H109V238H106V236L104 237V239H103L102 237H99ZM170 238H172V237L169 235V239H170ZM53 239H52V241H51V246H48V247L46 246V248H48V250L50 249V247H52V242L54 241ZM56 239H55V240H56ZM65 239H66V237H65ZM79 239H80V238H79ZM86 239H87V238H86ZM106 239H107V240L109 239V240L106 241ZM130 239H132V240L129 242ZM156 239H157V238H156ZM161 239H163V238H161ZM38 240H39V241H38ZM48 240H49V242H47V243L49 244V243H50V239H48ZM48 240H46V241H48ZM59 240H60V242H58ZM59 240H58V241L56 240V242H58V244H61V237L59 238ZM68 240H69V239H68ZM68 240H67V241H68ZM72 240H73V239H72ZM75 240H76V239H75ZM77 240H78V239H77ZM81 240L84 241L83 239H81ZM89 240H91V239H89ZM93 240H95V239H93ZM98 240H99V239L97 238V241H98ZM100 240H99V241H100ZM115 240H114L115 243L113 242V243H114L113 245H111L110 243L108 244V245H109V247H108L109 249H111V248H110V245L114 247V246H116L117 244H119V243H118L117 241H115ZM146 240H147V239H145V241H146ZM170 240H172L171 242H172L174 245L176 244V243L173 241V239H170ZM170 240H168V241H170ZM255 240H257V239H255ZM255 240H254V241H255ZM261 240H262V241L264 240L263 237H262ZM43 241L45 242V240L42 239V243H43ZM67 241H64V242L66 243ZM85 241H86V240H85ZM85 241H84V242H85ZM97 241H95V243H97ZM145 241H144V242H145ZM153 241H154V240H153ZM158 241H159V240H158ZM158 241H157V242L154 241V242L158 243ZM162 241H163V240H162ZM162 241H161V242H162ZM220 241H221V240H220ZM257 241H258V240H257ZM62 242H63V241H62ZM70 242H71V241H68L67 244H70ZM92 242H94V241H92ZM103 242L101 243V241H100L101 244H103ZM110 242H112V241H110ZM139 242H140V240H139ZM148 242H149V240H148ZM150 242H151V241H150ZM150 242H149V244L147 243L149 246L151 245ZM54 243H55V242H54ZM65 243H64V247L66 246ZM73 243H74V242L72 241L71 244L73 245ZM77 243H78V242H77ZM77 243H76V245H77ZM85 243H86V242H85ZM90 243H91V242H90ZM106 243H104V244H106ZM135 243H134V244H131V245H133V247H135V246H134V245H136ZM169 243H170V242H169ZM261 243H262V242H261ZM35 244H34V245H35ZM48 244H47V245H48ZM56 244H57V243H56ZM79 244H80V243H79ZM93 244H94V243H93ZM104 244H103V245H104ZM137 244H140L139 246H137V247L139 248L140 246L143 247V245H144L145 243H143L142 245H141V243H137ZM147 244H145V246H146ZM173 244H172V245H173ZM256 244H257V243H256ZM36 245H35V246H36ZM54 245H55V244H54ZM72 245H67V246H72ZM76 245H75V246H76ZM85 245H86V244H85ZM85 245H84V247H85ZM89 245H90V244H89ZM103 245H102V246H103ZM119 245H120V244H119ZM148 245H147V246H148ZM154 245H155V243H154ZM159 245H160V244H159ZM164 245H165V244H164ZM231 245H232V244H231ZM235 245H236V244H235ZM41 246H43V248H44V249L42 248L41 250H43V251L45 250V253L47 252V254H49V252L46 251L47 249H45V246H44V245H41ZM57 246H58V245H57ZM67 246H66V247H67ZM77 246H78V245H77ZM104 246H105V245H104ZM104 246H103V247H104ZM156 246H157V245H156ZM162 246H163V245H162ZM165 246H166V245H165ZM170 246H171V243H170ZM175 246H176V247H180V246H178L177 244H176ZM232 246H233V245H232ZM38 247H39V246H38ZM55 247H56V245H55ZM58 247H59V246H58ZM64 247L62 248V246H61V247H59V248L64 249ZM92 247L95 248V250H96L100 255L103 254L104 251H103V252H100V250H99L100 248H99V247L96 248V247H94L93 245H92ZM116 247H117V246H116ZM141 247H140V248H141ZM150 247H151V246H150ZM241 247H242V246H241ZM67 248H68V250H67L68 253H70V251H73L72 249H74L73 246H72V249H69V247H67ZM75 248L77 249V247H75ZM78 248H79V247H78ZM105 248H106V247H105ZM108 248H107V249H108ZM117 248H118V247H117ZM138 248H137V249H138ZM140 248H139V250H140ZM152 248H154L155 251H158V250H156L155 246H153ZM255 248H256V247H255ZM52 249H54V248H52ZM65 249H66V248H65ZM76 249H74V250H76ZM81 249H82V248H81ZM102 249H104V248H102ZM109 249H108V253L110 254V252H111L110 255L113 256L114 253H112V251L109 252ZM112 249H113V248H112ZM112 249H111V250H112ZM121 249H122V248H121ZM128 249H129V248H128ZM132 249H133V248H132ZM132 249H130V253L128 254V255H129V256H128L129 258H127V260H128V259L131 260L130 256H132L133 254H135V252H140V251L143 252L144 249L146 250V249H148V248L143 247V248H141L142 250H140V251H138V250L135 251L136 249H134L133 251H135V252H133ZM154 249H152V251H153ZM31 250H32V248H31ZM36 250H37V248H36ZM38 250H40V248H39ZM41 250H40V251H41ZM50 250H51V249H50ZM50 250H49V251H50ZM54 250L56 251L55 253L57 254V250H56V249H54ZM69 250H70V251H69ZM93 250H94V249H93ZM104 250H105V249H104ZM116 250H117V249H116ZM159 250H161V249L159 248ZM163 250L166 251V249H164V248H163ZM172 250H173V249H172ZM208 250H209V249H208ZM208 250H207V251H208ZM212 250H213V249H212ZM33 251H34L33 253H36V251H35L34 249H33ZM43 251H42V253H41L40 255H41V256H42V255H43V256L47 255V254H43ZM51 251L53 252V250H51ZM51 251H50V252H51ZM77 251H78V250H77ZM77 251H76V252H77ZM88 251H89V250H88ZM91 251H92V250H91ZM127 251H128V250H127ZM131 251H132L133 253H131ZM149 251H150V249H149ZM149 251L146 250V251H144V253H145V252H148V253H149ZM165 251L161 252V254L164 255L163 253H164ZM181 251H182V250H181ZM215 251H216V250H215ZM218 251H219V250H218ZM218 251H217V252H218ZM243 251H244V250H243ZM255 251H256V249H255ZM83 252H84V251H83ZM97 252H96V253H97ZM114 252H115V251H114ZM212 252H213V251H212ZM219 252H220V251H219ZM241 252H242V251H241ZM256 252H257V251H256ZM29 253H30V252H29ZM31 253H32V252H31ZM31 253H30V254H31ZM38 253H40V252H38ZM53 253H54V252H53ZM61 253H62V252H61ZM108 253H106V254H108ZM144 253H143V254H144ZM158 253H159V255H161L159 251H158ZM172 253H173V252H172ZM177 253H179V252H177ZM182 253H183V252H182ZM222 253H223V252H222ZM222 253H221V254H222ZM263 253H264V252H263ZM56 254H55V255H56ZM59 254H60V253H59ZM59 254H58V255H59ZM71 254H75V252L73 251V252H71ZM106 254H105V256H107ZM130 254H131V255H130ZM136 254H137V253H136ZM152 254H153V255L155 254L154 256H156L157 258L159 257V256L156 254V252H153V253H150V255H151L150 259H152V258L154 259V256H153ZM165 254H166V252H165ZM207 254H208V252H207ZM207 254H206V256H207ZM33 255H34V254H33ZM37 255H39V254H37ZM40 255H39V256H40ZM52 255H53V254H52ZM78 255H79V254H78ZM110 255H108V256H110ZM115 255H116V254H114V257H112V258H115V257L117 256V255H116V256H115ZM144 255H146V256H145V257H144V256H141L140 258H139L137 255H133V256H136V257H134V258L132 257V258H133V260H134L135 258H138L139 260H141L142 257H144V258H148V257L150 256V255L147 256V253L144 254ZM178 255H179V254H178ZM211 255H213V253H212ZM258 255H259V254H258ZM34 256H35V255H34ZM34 256H32V254H31L30 257H31V259H32V258H35V260H36L37 256H36V257H34ZM43 256H42V257H43ZM62 256H63V255H62ZM62 256L60 257V258H62V259L64 258V256L66 257V258L63 259L64 264H67V263L69 264L70 261L67 262L66 260H67L68 257L70 258V256L65 255V253H64V256H63V257H62ZM111 256H110V258H109V257H106V258L111 259ZM122 256H123V255H122ZM125 256H127V255H125ZM125 256H124V259H125ZM152 256H153V257H152ZM164 256H165V255H164ZM164 256H163V257H164ZM174 256H175V255H174ZM176 256H177V255H176ZM180 256H181V255H180ZM202 256H203V255H202ZM209 256H210V255L207 256L208 258H207V261H206V262L203 260V264H208V263L210 264V262H208V259L210 260V257H209ZM30 257H29V258H30ZM78 257H79V256H78ZM100 257H101V256H100ZM167 257H168V256H167ZM212 257H214V256H212ZM212 257H211V260H213ZM215 257H216V254H215ZM223 257L226 258L225 255H224ZM223 257H222V258H223ZM239 257H240V256H239ZM43 258H44V257H43ZM69 258H68V259H69ZM92 258H94V257H92ZM102 258H104V257H102ZM117 258H118V257H117ZM121 258H122V257H121ZM144 258H143V259H144ZM157 258H155V259H157ZM173 258H174V257H173ZM181 258H182V257H181ZM181 258H180V259H181ZM222 258H221V259H222ZM70 259H71V258H70ZM70 259H69V260H70ZM73 259H75V257H74ZM115 259H116V258H115ZM124 259H123V260H124ZM143 259H142V260H143ZM150 259H149V258H148V259H145V263H146V264H148V263L150 264V262H149ZM153 259H152V260H153ZM168 259H169V258H168ZM170 259H171V258H170ZM170 259H169V260H170ZM198 259H199V257H198ZM200 259H201V258H200ZM205 259H206V258H205ZM54 260H55V259H54ZM101 260H102V259H101ZM104 260H105V262H107V260H106L105 258H104ZM120 260L122 261V259H120ZM139 260H137V261H138L137 264H139ZM142 260H141L140 264L142 263ZM146 260H147L148 263L146 262ZM165 260H167V259H165ZM176 260H177V259H176ZM211 260H210V261H211ZM38 261H39V258H38ZM41 261L43 262V259L40 260V262H41ZM56 261H57L56 264H59V263H60V264H63V262H60V261H62L61 259L57 260V258H56ZM58 261H59V262H58ZM65 261H66V262H65ZM102 261H103V260H102ZM121 261H119V262H121ZM124 261H126V259H125ZM137 261H136V262H137ZM179 261H180V260H179ZM195 261H196V260H195ZM222 261H223V260H222ZM32 262H33V261H32ZM36 262H37V261H36ZM44 262H45V261H44ZM44 262H43V263H44ZM82 262H83V261H82ZM105 262H104V263H105ZM110 262H111V261H110ZM119 262H118V263H119ZM127 262H129V260H128ZM127 262H126V264H128ZM151 262H152V261H151ZM204 262H205V263H204ZM211 262H212V264H213V261H211ZM214 262H215V261H214ZM43 263H42V264H43ZM46 263H48V262L46 261L44 264H46ZM78 263H79V262H78ZM111 263H112V262H111ZM116 263H117V261H116ZM118 263H117V264H118ZM131 263H132V261H130V264H131ZM145 263H143V264H145ZM249 263H250V262H249ZM37 264H39V263H37ZM48 264H49V263H48ZM53 264H54V263H53ZM71 264H73V263H71ZM79 264H80V263H79ZM83 264H84V263H83ZM86 264H87V263H86ZM119 264H120V263H119ZM121 264H124V262L121 263ZM132 264H134V263H132ZM135 264H136V263H135ZM186 264H187V263H186ZM192 264H193V263H192ZM196 264H197V263H196Z\"/></svg>","mask_w":264,"mask_h":264}]
</instances>
